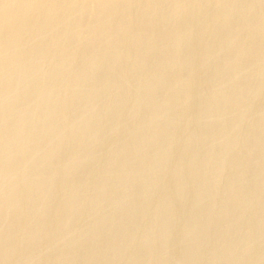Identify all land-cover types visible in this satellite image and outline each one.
Wrapping results in <instances>:
<instances>
[{"label": "rangeland", "instance_id": "obj_1", "mask_svg": "<svg viewBox=\"0 0 264 264\" xmlns=\"http://www.w3.org/2000/svg\"><path fill=\"white\" fill-rule=\"evenodd\" d=\"M64 1H66L65 6H64ZM67 1H69V2H67ZM92 1L93 0H86V2H84V0H76L75 3H77V4H75L74 0H63V1L59 0L58 2H54L55 4L52 3V5H51V3H50L49 4L51 7L50 9H52V8L53 9L51 10V14H49V15L52 18H50V16H48V15L40 17L42 7L41 6L37 7V8H35L36 10L38 9L37 11L35 10L37 13H34L35 11L33 10L32 15L30 14V16H31L30 20H32V21H30V23L34 24V22H36V20H37L36 23L38 25L35 24V27H34V25L30 24L28 20L25 21V22H27L26 25L24 24L25 23L24 21H23L24 23H22V20L14 21L13 22L14 27H12V29L18 30L20 28V31L22 30V32L19 31V33H16V34H15V32H13L12 29L7 30V31L4 30L3 29L5 26L4 23H2L3 25H1V23H0V29H1V27H3L0 31V33L2 32L1 33L2 35L1 34L0 35L3 38H5V39H2V37L0 36V42H1L0 47L2 44L5 46V44H4L5 40H8L9 38H13V37H15L14 35H17L19 40L17 38V41H15V43L13 45L8 44V47L7 46H5V47H7L8 49H15L20 53L23 52L25 50V48H28L27 44H28L29 40H31L28 36L31 33L32 34L34 33L35 28L38 29L40 27L41 21L42 22H50V23H48V24H50V28L54 27L53 25L56 26L55 28H53L55 32L52 31L53 29H51L52 33L49 30V33L47 32L48 35L43 34V37H41L40 40L34 42V45H36V46L33 45V47L29 48L30 53H28V52L26 53L29 58L30 57L31 58L40 57L41 63L39 62L40 64H38V65H40V66L38 67V69H37V67H36V69L34 68V70H32L30 74H28L29 77L23 76L21 78V76L20 77L17 76V78H16L13 76V77H9V79H7V78L1 79L0 78V80H2V81H0V83L2 84V85H0V91H2V90L8 91V90H15V89L17 90V92L14 91L11 95H9V97L8 96L2 97L3 91L0 92V95H1L0 96V99H1L0 100V113H1L0 116H2V117H0V120H1L0 121V126H1L0 127V133H1L0 134V145L1 144L3 145V146L2 145L0 146V174L5 173V174H7L8 178H14V177L16 178L10 186H8V184L6 185L5 182L0 181V189L2 188L0 191V194L2 195V196H0V205L5 204L6 202L10 201V203H8V204L6 203L7 206H5V208L3 209L6 212H4V211L0 212V221H1V223H0V234L3 232V233H5L6 237L8 236L7 238H5L3 240L0 239V249H1L0 250L1 251L0 252V256H1L0 259L3 258V260H4L3 264H10V263L11 264H18V263H20V264L21 263L22 264H28V263H30V264H38V263L39 264H43V263L44 264H109V263L110 264H238L239 262H240L239 264H264V178H263L264 177V172H263L264 168H262V167H264V160H263L264 159V152H263L264 151V122H263L264 121L263 120L264 119V111H263V109H264V103H263L264 102V84H262V83H264V49H262V48H264V43H261V42H264V40H263L264 39V36H263V34H264V22H263L264 21V17H263L264 11H262L264 9V0H261V1L260 0H234L233 4H232L233 0H214V1H216L215 3L213 0H210V1H208V0H200V1L199 0H193V1L192 0H180V1H178V0H174V1H172V0H169V1L168 0L167 1L166 0H155V2L157 1L158 4L160 3L162 5V7L160 4L158 5L154 2H152L153 0H151L150 3L148 2L150 0H145V1L144 0H142V1L135 0L136 2L138 1L137 2L138 5L135 4V2L133 0L132 1L130 0L129 6H131V7L129 10L126 9V8H129V6L128 7L124 6L126 4L128 5V3H123V2L119 1L121 4V5H119L118 4L119 2L118 3L116 2L119 8L117 6H115V4H114V6H112L113 7L112 11L114 13L112 15H110V19H109L110 21L107 22L106 31L112 30L114 28V26H116L115 24L118 23V25H122L120 22H124L125 24L123 23V27L120 31L121 32L120 33L121 34L120 35L121 36L120 37L121 42L119 43V45H117L118 47L117 46L115 47L116 49L113 50V48H112L109 50L110 52L112 50V53H110L109 51L106 52V54L110 53L111 57L107 54L106 56L103 55L102 57H99V58H98V53L103 48H106L107 47L106 44L109 43L110 41L105 39V41L107 40L105 43V41H103V39L98 37V36L102 35V33L101 34L99 32L95 33L94 35H97L96 37L94 35L91 36L90 34L93 32V30H96L97 22H99V21L101 22L103 20V19H101L102 17H100V16L102 15L103 18L106 17L105 13L107 12L106 11L107 6H105L106 8L104 7V10H103L97 6V2L95 0L94 2H96V6L95 5H93V6L98 7V9L96 8V10L94 9V11H93L92 10V3L94 4V2H92ZM201 1H202V3H201ZM236 1H237V3H236ZM166 2L169 3L168 4L169 6L166 5L167 4ZM180 2L183 4L181 5ZM219 2H221L222 5ZM244 2H245V5H244ZM254 2H255V5H254ZM257 2H258V4H257ZM56 3L58 5V7H56L57 6ZM72 3L74 4L73 5L74 8L72 7ZM86 3L88 6L90 4L89 11L87 9L88 7L85 8L83 6V5H86ZM132 3L135 4V6L137 5V7L133 6ZM224 3H226V4H224ZM59 4H60V6H59ZM61 4H62V6H61ZM66 4H67V6H66ZM78 4L79 5L81 4L79 6L81 10L78 8ZM229 4H232V5H229ZM227 5H229V6H227ZM121 6L126 7L123 10L124 11L126 10L127 14L129 13L128 19H126L127 18L126 12L121 11L122 10ZM200 6H201V9H200ZM213 6H214V8H213ZM220 6H222V7L220 8ZM244 6L246 7V9ZM257 6L260 7V9L259 8L257 9ZM95 7H93V8H95ZM132 7H134V8H132ZM147 7L150 11L148 9H146ZM166 7L168 9H166ZM172 7L175 9H172ZM178 7H179V9H178ZM193 7H195V9H193ZM226 7H228V8H226ZM71 8L74 9L73 10L74 12L72 11ZM261 8H262V10H261ZM78 9H79L81 14L79 13ZM133 9H135L136 11ZM138 9L140 10V12L142 10L141 13H144L143 15H145V16H142V14L140 12H138L139 11ZM162 9H163V11H162ZM210 9H212V10H210ZM213 9H214V12H212ZM220 9H222V13H221ZM118 10L123 12V14L118 12ZM145 10H147L148 13ZM153 10H155V11H153ZM164 10H166V12ZM169 10L171 11V13L173 11V13L171 14L172 19H170L171 16H170ZM227 10H228V12H227ZM254 10L256 11V13L254 12ZM259 10H261V13ZM16 11L18 12V10H16ZM53 11L58 13V14L54 15ZM57 11H59V12H57ZM103 11H104V13H103ZM167 11H169V12H167ZM65 12H67V13L65 14ZM163 12H164V14H163ZM91 13H93V15ZM95 13H97V14H95ZM116 13H117V16L115 17ZM177 13H178V18L176 15ZM254 13H255V16H254ZM82 14L84 16H82ZM88 15H90L89 19H87ZM118 15L120 17H118ZM245 15L249 16V17H246ZM54 16H57L56 18L58 20L54 19L55 18ZM158 16H160V18ZM38 17H40L39 21H38ZM43 17H44V19H43ZM117 17L119 19H117ZM193 17H195V18H193ZM208 17H210V18H208ZM45 18H46V20H45ZM92 18H93V22L96 25L91 21ZM114 18H115V20H114ZM149 18L152 19L153 21L150 20ZM207 18H208V20H207ZM218 18L220 20H218ZM243 18H244V21H243ZM49 19H50V21H49ZM62 19H63V21H61ZM71 19L75 22H73ZM81 19H82L83 23L85 21L86 22L83 24L81 22ZM111 19L115 23L113 21H111ZM121 19H122V21H121ZM129 19H131V20H129ZM132 19L134 20V22L132 21ZM137 19H139V20L142 19L141 23ZM230 19H232V21H230ZM87 20L91 21V22H87ZM146 20H148V21L146 22ZM162 20H163V22H162ZM165 20H166V22H164ZM171 20H172V22H171L172 24L170 23ZM20 21H21V24H20ZM148 22H150V23H148ZM174 22H175V24H174ZM211 22H212V24H211ZM247 22H249V23H247ZM56 23H57L58 27H57ZM67 23H69V25ZM87 23H90L91 25L88 24V26L90 25L88 27ZM109 23H111V24L113 23V26L111 25L112 28L111 27L109 28V26H110ZM142 23H144V27L142 26L143 25ZM162 23H164V24L162 25ZM169 23H170V25H169ZM197 23H198V25H197ZM13 24H12V26H13ZM19 25H21V26H19ZM24 25H25V27H24ZM70 25H71V27H70ZM74 25L77 28L74 27ZM124 25H125V27H124ZM128 25H130V26L128 27ZM150 25L155 26L156 29L154 27L152 30V27H150ZM234 25H235V27H234ZM36 26H39V27H36ZM78 26H79V29H78ZM92 26H95V27H92ZM137 26H139V27L141 26L140 27L141 29L140 28L138 29ZM236 26H238V27H236ZM21 27H23V28H21ZM90 27L93 28L92 32L90 31L91 30ZM126 27L128 30H126ZM148 27H150L151 29ZM164 27H166V28L164 29ZM181 27H182V29H181ZM195 27H197V28L199 27L198 29H200V30H198V29L195 30ZM230 27H231L232 31H229V30H231ZM250 27H252V28H250ZM26 28L28 29L27 31H26ZM87 28L88 29L90 28V30H88ZM234 28H236V32H234ZM256 28L258 29V31L256 30ZM32 29H34V30H32ZM64 29H66V30H64ZM71 29H73V31ZM86 29L88 30L89 33L86 31ZM133 29L135 32L133 31ZM220 29H222V30H220ZM227 29H229V30H227ZM2 30H4V31H2ZM23 30H25L24 32H26L27 36L24 35ZM79 30H81L80 31L81 34H79V32H78ZM139 30L140 31L143 30L142 31L143 33H140ZM178 30H180V31H178ZM217 30H220V31H217ZM261 30L263 33L261 32ZM9 31H12V32L9 33ZM70 31L72 33H70ZM85 31L88 34L85 33ZM136 31H137V33L139 31V33H138V37L135 38L134 35L137 34ZM152 31L153 32L156 31V32L152 33ZM158 31H159L160 35L157 34ZM222 31L225 33H223ZM249 31H251V32H249ZM122 32L124 35H122ZM144 32H146V33H144ZM177 32H179V34ZM66 33H67V35H66ZM236 33H238V34H236ZM251 33H253V37H252ZM127 34H128V36H127ZM49 35H50V38H49ZM144 35L148 38L145 39ZM150 35L153 36L152 39L150 38ZM219 35H220V39H216V38H219ZM229 35H230V38H229ZM234 35H236V36H234ZM237 35H239V36L237 37ZM254 35H256V36H254ZM46 36H48V38ZM54 36H56V38ZM76 36H78V38ZM89 36H91V37H89ZM130 36H132V37H130ZM154 36H156V37H154ZM204 36L207 38V40ZM249 36H250V38H249ZM30 37H32V36H30ZM74 37L77 38L78 40L74 39ZM92 37L94 39H92ZM211 37H212V40H211ZM46 38H47V40H46ZM88 38H91V39H88ZM97 38L100 39L99 40L100 43L95 45V43H98ZM131 38H133V39H131ZM176 38H177V40H176ZM248 38H249V40H248ZM22 39H24V40H22ZM129 39H131V40H129ZM135 39H136V41H135ZM140 39L145 44L148 43V45L146 44V46H147L146 52L148 51V53H146L145 51L142 53L141 50L138 51L139 49H141L142 45H144V43L142 41H140ZM236 39H238V40L236 41ZM241 39L243 41H240ZM252 39H253V41H252ZM75 40H77V42ZM92 40H94V42ZM154 40L156 41L154 43H157V45L159 44L158 47L160 49L156 46V44H154V43L152 44V42ZM157 40H159V41H157ZM169 40H171V41L173 40V41L171 42ZM178 40H180V43H178L179 42ZM197 40H199V42H197ZM246 40H248V41H246ZM48 41H50V42H48ZM84 41H85V43H84ZM128 41H130V42H128ZM131 41H134V42H131ZM212 41H214V43H212ZM228 41L231 42V44H230L231 46L229 45ZM79 42L83 43L84 45L83 44L81 45V43H79ZM92 42H93V44H92ZM137 42L139 44L143 43L139 49L137 48L139 46V44ZM247 42H249V43H247ZM48 43H50V44L48 45ZM51 43H53V45ZM75 43H77V45ZM86 43H88L89 45ZM131 43H133V44H131ZM185 43H186V45H184ZM42 44H44V45H42ZM129 44H131V45H129ZM177 44H179V45H177ZM181 44H182V46H181ZM222 44H224V46ZM248 44L252 45V46L250 47ZM16 45H17V47L20 46L22 49L21 48H18V49H21L22 51L16 49ZM40 45H42V47H40ZM80 45L83 47L81 48ZM92 45H94V46H92ZM152 45H155L158 49L156 47H153ZM174 45H176V46L174 47ZM233 45H234V48L232 47ZM57 46H58V48H56ZM71 46H73V47H71ZM77 46H79V47H77ZM122 46H124V47L126 46V47L124 48ZM214 46H216V47L218 46V47L216 48ZM43 47H44V49L47 48L46 51L43 50ZM67 47H68V49H67ZM69 47H71V48H69ZM100 47H102V48L100 49ZM131 47L134 50H132ZM172 47H173V49H172ZM32 48H34L35 50ZM72 48H75V49H72ZM86 48H88L87 51H86ZM242 48H244L245 52L243 51ZM258 48H260V49H258ZM48 49L50 50V52ZM71 49H72V51H75V52L70 51L71 52L70 53L69 50H71ZM76 49H79V50L77 51ZM123 49H125V50H123ZM169 49H170V51H168ZM174 49H175V51H174ZM212 49H213V51H212ZM42 50H43V53H42ZM93 50H94V52H93L94 54H92ZM221 50H223V51H221ZM224 50H225V52H224ZM237 50H238V52H236ZM250 50H252V51H250ZM131 51H133V53ZM160 51H161V53H160ZM214 51H216L217 53H214ZM31 52L33 54L35 53V55H32ZM156 52H157V54H156ZM242 52H244V53H242ZM86 53H87V57L85 55ZM114 53L116 54L115 59H114ZM145 53L148 55H145ZM167 53H168V56H166ZM172 53H174V54H172ZM196 53H198L199 55ZM210 53H211V55H207ZM237 53H238V55H236ZM55 54H56V56H55ZM69 54L73 55V56H70ZM82 54L85 55L84 58H83ZM111 54H113V55H111ZM151 54H152V56H151ZM171 54H172V56H171ZM195 54L197 56H195ZM40 55L41 56L44 55V56L41 57ZM47 55H48V58H47ZM65 55H67L68 57ZM92 55H94L95 57L94 56L91 57ZM138 55H141V58H142V60H141L142 63L140 64L141 68L139 67L140 65H136V63H135L136 56H138ZM174 55H176V57ZM214 55H216V56L219 55L218 59ZM75 56L77 59L75 58ZM88 56L91 57L90 59H92L93 61L97 58L98 59L102 58V61L100 60L98 66H97L99 68L95 67V68H93V71L91 70L92 69V67H90L91 61L88 58ZM147 56L149 58H146ZM180 56L184 57V59L182 58L184 61H182V59L180 61ZM70 57H72V58H70ZM85 57L88 58V60H86ZM130 57H132V59H130ZM168 57L173 59L174 62L176 61V63L177 62L179 63L178 66L176 65L178 68L175 66V67H170L168 69L167 67H164L162 65V64H164V63H162V61L165 62V60H162V59H167L166 61H168ZM196 57H197V59H196ZM44 58L46 59V61ZM110 58H111V60H110ZM209 58H211V59H209ZM234 58H235V60H234ZM248 58H250L251 60ZM260 58H261V60H260ZM61 59L63 61H61ZM68 59H70V60H68ZM106 59H108V60H106ZM120 59H121V61H120ZM146 59H149V60L146 61ZM241 59H243L242 63L240 61ZM2 60H3L4 64H1ZM76 60H78V62ZM85 60L87 62H85ZM122 60H124L123 64H121ZM128 60H130V61H128ZM83 61H84V63H83ZM125 61H126V63H125ZM144 61L148 62V64L145 63ZM152 61H153V63H152ZM187 61H189V62H187ZM218 61H220V62H218ZM226 61H228V62H226ZM233 61L235 63H232ZM259 61H260V64H258ZM5 62L6 61H5L4 55L0 54V64H1L0 65V67H1L0 68V76L1 77H2V74H4L3 72H5L7 69L5 67H8V65L6 66ZM92 62H91V64H92ZM109 62H112V64L110 66H107V64ZM197 62L199 64L200 63L201 64L199 65ZM253 62H255V63H253ZM55 63H56V65H54ZM86 63H88V64H86ZM182 63H183V66L180 67V65H182ZM225 63L226 64L230 63V64L228 66V64L226 65ZM240 64H242V66ZM257 64L260 67L257 66ZM49 65L52 67L50 68ZM64 65H66V66L64 67ZM143 65L144 66L146 65L145 67H147V68L145 69V67ZM193 65H195V66L193 67ZM208 65H210V66H208ZM24 66H26V65L19 64L17 66V70H22L23 68H25ZM84 66H86V67H84ZM198 66L201 68H199ZM240 66H241V70H240ZM82 67H84V68L82 69ZM129 67H130V71H129ZM195 67H196V69H195ZM205 67H206V69H205ZM208 67H211L213 69H210V68L208 69ZM235 67H236V69H235ZM249 67H250V69H249ZM258 67L260 68V70ZM44 68H46V69H44ZM85 68H86V71L84 70ZM105 68H106V70H105ZM164 68L166 70H164ZM174 68L177 71H175ZM152 69H154V70H152ZM171 69H173V70H171ZM216 69H218V71ZM248 69H249V71H247ZM255 69L259 70L258 71L260 73V74L258 73L259 75L258 74L256 75L257 71ZM97 70H98V72H97ZM199 70H200V72H199ZM201 70H203V71H201ZM251 70H252V72H251ZM82 71H85L86 74L90 73V75L88 77H86L88 80L86 78H80V77L77 78L79 75L83 74ZM108 71H110V72L108 73ZM42 72H43V74H42ZM152 72H154V73H152ZM160 72L162 73V75L160 74ZM166 72H168V73H166ZM186 72L188 75H186ZM198 72H199V74H198ZM72 73H74V74H72ZM125 73H126V75H124ZM150 73L151 74L156 73V74H158V77L159 76L162 77L161 79L163 82H161V83H164L162 85L163 86L168 85V87H162L161 84L158 85V83H156V84H154L156 89L154 86H151L149 89H142L143 91L142 90L136 91L135 90L136 86H138V84H141L140 82L145 81L146 78L149 77L148 74H150ZM151 74H150V76H151ZM192 74H193V76H191ZM245 74L249 75V76L246 77ZM53 75H55L56 78L58 77V80ZM144 75H145V77H144ZM146 75H148V76H146ZM173 75H174V77H173ZM207 75H209V77H207ZM214 75H216V77ZM232 75H234V78L232 77ZM97 76L99 78H96ZM210 76H211V78H210ZM65 77H68V78H65ZM140 77L143 79L142 81H141ZM167 77H169V78H167ZM175 77H176V81H181L182 84L184 82V85H182V86H184V88L182 89V87H181L179 90L181 92H178V90H175V93H174L175 88L169 87V85L172 83L171 81L175 82V79H174ZM244 77L248 78V79H246L247 81L245 80ZM251 77H252V80L250 79ZM43 78H44V80H43ZM102 78H104V79H102ZM182 78H184V79H182ZM227 78L229 80L233 78L232 80H234L233 81L234 83L232 82V80H231V82L229 81L230 82L229 83ZM257 78H258V80H261V81H258V80L254 81V79H257ZM16 79H18V81ZM33 79H34V81H33ZM99 79L101 80L100 82H99ZM107 79H108V81H107ZM116 79H117V81H116ZM137 79H140V80L138 81ZM168 79H170V81ZM36 80L38 82H36ZM236 80L240 81V82L238 81L239 84ZM164 81H167V82L169 81V83L167 84V82H164ZM193 81H195V82H193ZM202 81H204V82L206 81L205 84ZM42 82H43V84H42ZM94 82H96V83H94ZM186 82H188V83H186ZM210 82H212V83H210ZM245 82L248 85H246ZM22 83H24V84H22ZM36 83H38L39 85ZM54 83H55V85H54ZM193 83L194 84L196 83L195 85H197V86H195ZM231 83H233V85L235 87ZM240 83H242V85ZM106 84H108V85H106ZM212 84L213 85L215 84L214 85L215 87H213ZM224 84H225V86H224ZM4 85H5V87H4ZM23 85H26L27 88L26 89H18V88L22 87ZM50 85H51V87H49ZM220 85L222 87L223 86L225 87L224 91H226V92L223 91L225 96L223 95V93H221L223 88ZM240 85L242 87L243 86L245 87V88L243 87V89H245V90H243V92L240 91V89L242 90V88H240L241 87ZM249 85H251V86H249ZM37 86H38V88H36ZM103 86H104V88H103ZM236 86L239 88L237 89ZM97 87H98V89H97ZM157 87H159V88L157 89ZM218 87H220V88H218ZM231 87H233L235 89L231 90L232 89ZM258 87L261 89H259ZM66 88H67V90L65 91ZM213 88L215 90L217 89L216 91L218 93L216 91L213 93ZM70 89H71V91H70ZM165 89H166V91H164ZM170 89L173 91L171 92ZM195 89H196V91H195ZM206 89L207 90L209 89L210 93H209V90L207 91ZM228 89L230 90V93H229ZM22 90L25 92H23ZM113 90H115V91L113 92ZM146 90L149 92L147 93ZM236 90L238 91V94H237ZM19 91H20V93H19ZM44 91L46 92V94H44L45 93ZM124 91H125V93H124ZM205 91H206V94H205ZM72 92H74V93H72ZM104 92H105V94H104ZM176 92H177V96H176ZM65 93H68V94L66 95ZM150 93L155 94V99H149V100L145 99V97L150 95ZM211 93H213L214 94L213 96H216V97H212ZM234 93H235V95H233ZM14 94H15V96H14ZM179 94H181L180 98L178 96ZM242 94H243V96L245 94V96L243 97ZM101 95H102V97H101ZM117 95H118V97H117ZM127 95H128V97H127ZM158 95L160 98L158 97ZM160 95H162V96H160ZM238 95L242 96V97H239ZM254 95H255V97H254ZM42 96H44V97H42ZM168 96H169V98L167 99ZM235 96H237V98ZM246 96H249V97H246ZM21 97H23V98H21ZM80 97H82V98H80ZM111 97H112V99H110ZM172 97L176 98L175 99L176 101L178 99V101L176 102L174 99H172ZM210 97H212V98H210ZM232 97H235V98L232 99ZM206 98H207V100H206ZM216 98H218V99H216ZM3 99L5 101L4 103H3ZM93 99L95 101H93ZM100 99H101V101H100ZM169 99H171L172 101H175L176 103L175 102L171 103V101H169ZM185 99H187V100H185ZM69 100H71V101H69ZM116 100H118V101H116ZM216 100H218V101H216ZM237 100H238V102H237ZM10 101H12V102H10ZM18 101H20V102H18ZM40 101H42V102H40ZM67 101H69V102H67ZM148 101H150L149 105L152 104L151 106L148 105L149 108L146 106V104H148ZM158 101H161V105H160V102H158ZM234 101H235V103H234ZM54 102L56 103V105ZM179 102H180V104H179ZM203 102L205 105L203 104ZM143 103H144V105H143ZM168 103L171 105V107H169L170 105ZM193 103H195V105ZM242 103L244 105L247 104V105H245L246 107H242V105H243ZM158 104H159V106H158ZM248 104H250L251 106ZM7 105L12 108L9 111H11L13 116L11 115V113L7 112V114H6V111H4V109ZM94 105H96V106H94ZM163 105H164V108H163ZM190 105H192V106H190ZM206 105H207V107H206ZM213 105H214V107H213ZM89 106H90V108H89ZM165 106H167L169 109L168 108L165 109ZM19 107H20V109H18ZM34 107H36V109ZM47 107H48V109H47ZM128 107H130V108H128ZM145 107H146V109L143 110V108H145ZM152 107L155 111L152 110ZM180 107H182V108H180ZM102 108H103V110H102ZM127 108H128V111H127ZM235 108H236V110H235ZM62 109H64V111ZM130 109L131 110L136 109L137 111L136 110L131 111ZM148 109H149L150 113L148 112ZM157 109H158V113L161 116L157 113ZM104 110H106V115H104V113H105ZM111 110L113 112H111ZM178 110L180 111V113ZM207 110H208V112H207ZM241 111H242V113H241ZM134 112L136 115L134 114ZM164 112H165V114H164ZM226 112H227V114L229 113L232 115H229V114L227 115ZM248 112H249V114H248ZM8 113H9V115H8ZM113 113H114V115H113ZM154 113H157V114L154 115ZM214 113H215V115H214ZM238 113H240V115ZM148 114L151 116L153 115V116L151 117ZM218 115H219V117H218ZM163 116H165V118ZM204 116H206V117H204ZM244 116H246V117H244ZM115 117H116V119H115ZM134 117H135V119H134ZM136 117L140 118V119H137ZM166 117H167V120H166ZM216 117H218V118H216ZM73 118H75L77 121H75V119H73ZM79 118H82V120ZM153 118H156V119H153ZM180 118H182V119H180ZM93 119H94V122H93ZM149 119L152 120L153 123ZM161 119H162L163 123H162V121H160ZM233 119L235 121H233ZM175 120H177V121L175 122ZM238 120H239V122H238ZM21 122H22V124H21ZM147 122H149V123H147ZM96 123H97V125H96ZM156 123H158L157 124L158 126L156 125ZM198 123H200V124H198ZM218 123H220V124H218ZM69 124H70V126H69ZM80 124H82V126ZM101 124L103 126L104 125L105 126L103 127ZM120 124H122V125H120ZM178 124H180V125H178ZM36 125H39V126L36 127ZM49 125L50 126L52 125V126L50 127ZM76 125H77V127H76ZM209 125H210V127H209ZM16 126H17V128L18 127L19 128L16 129ZM66 126L67 127L69 126V127L67 128ZM94 126H96V127H94ZM145 126L148 128H146ZM260 126H261V129H260ZM100 127H102V128H100ZM123 127H125V128H123ZM92 128L93 129L95 128V129L93 130ZM139 128H140V130H139ZM41 129H42V132H44V133L41 132ZM99 129H101V130H99ZM124 129H126V130H124ZM152 129H153V133H152ZM157 129H158V131H157ZM5 130L6 131L10 130V132H6ZM166 130H168V131H166ZM17 131L19 132L18 134H22V135H19V141L17 140L19 144L16 141L17 144H15V147H16V150H15L13 143L9 144L8 136L10 138L12 136V134L16 133ZM59 131H60V133H58ZM76 131L77 132L79 131L80 133H76ZM130 131H131V133H130ZM140 131L142 134L140 133ZM253 132L255 133L256 137L254 136ZM258 132H259V134H258ZM6 133H7V135H6ZM9 133H10V135H8ZM136 133H138V134H136ZM170 133H172V134H170ZM29 134H30V136H29ZM41 134H42V136H41ZM224 134H225V137H224ZM32 135H34V136H32ZM39 135H40V137H39ZM43 135H44V137H43ZM74 135H75V137H74ZM250 135L252 137H254V139H252V137H250ZM57 136H60V137H57ZM66 136H67V138L69 137V139L66 138V140H65ZM137 136H139L140 138ZM152 136H154V137H152ZM24 137H26V138H24ZM230 137H233V138H230ZM20 138H22V139H20ZM37 138H39V139H37ZM52 138H55V139L53 140ZM122 138H123V140H122ZM148 138L150 140H148ZM181 138H183V139H181ZM228 138H229V140H228ZM30 139H31V141H30ZM56 139H58V140H56ZM174 139L176 142L174 141ZM247 139L249 140V142ZM6 140L8 141L9 147L8 146L6 147V145H7L6 144L7 142L5 143ZM36 140H37V142H36ZM40 140H42V142ZM191 140H193V141H191ZM77 141H78V143H77ZM173 141H174V143H173ZM188 141H189V143H188ZM20 142H22L23 144L21 143L22 144L21 145ZM59 142H61V144ZM34 143L37 146H35ZM206 143H208V145ZM173 144H174V146H173ZM19 145H20V147L22 146V148H20ZM24 145H26V146H24ZM89 145H90V147H89ZM188 145H190V146H188ZM259 145H261L262 147ZM12 146H13V148H12ZM63 146H64V148H63ZM51 147L54 150L51 149ZM119 147H120V149H119ZM26 148H28V149H26ZM159 148H160V150H159ZM255 148H257V149H255ZM22 149H23V151H22ZM17 150H19V152ZM88 150H89V152H88ZM139 150H141V151L139 152ZM37 151H39V152H37ZM49 152H51V153H49ZM194 152H196V153H194ZM18 153L20 156L17 155ZM28 153L30 155H28ZM75 153H76V155H75ZM32 154H34V155H32ZM54 154H55V157H54ZM194 154H196V155H194ZM169 155H170V157H169ZM13 156H16V157H13ZM12 157H13V159H12ZM46 157H48V158H46ZM116 157H118V158H116ZM258 157H260L259 160H258ZM37 158L39 159V161ZM76 158H77V161H76ZM146 158H148V159H146ZM151 158H152V160H151ZM190 158H192V159H190ZM218 158H220V159L218 160ZM81 159H82V161H81ZM137 159H138V161H137ZM161 159H162V161H161ZM232 159H233V161H232ZM12 160H14V161H12ZM244 160H246V161H244ZM48 161H50V162H48ZM58 161H60L61 163L60 162L58 163ZM53 162H54V164H53ZM49 163H51V164H49ZM69 163H71V164H69ZM108 163H109V165H108ZM151 163H152V165H151ZM158 163H160V165ZM15 164H16V169H15ZM146 164H147V166H146ZM208 166H210V167H208ZM19 167H20V169H19ZM112 168H113V170H111ZM21 169H22V171H21ZM123 169H125V170H123ZM211 169H213V170H211ZM157 170H158V172H157ZM167 170H169V171H167ZM216 170H218V171H216ZM96 171H98V172H96ZM18 172L20 173V175H18ZM171 172H172V174H171ZM36 173H37V175H36ZM52 173L54 175H52ZM128 173H129V175H128ZM205 173H206V175H205ZM185 174H187V175H185ZM31 175H32V177H31ZM140 175H142V176H140ZM221 177H223V178H221ZM17 179H20V180H17ZM196 179H197V181H196ZM238 180L242 181V182H239ZM32 181H34V182H32ZM120 182L122 185L120 184ZM33 183H35V185ZM114 183L116 186L114 185ZM126 183H128V184H126ZM233 186H234V188H233ZM32 187H34V188H32ZM90 187L92 189H90ZM179 187H180V189H179ZM189 191H191L190 192L191 194L189 193ZM12 193H14V194H12ZM131 193H133V194H131ZM23 194H25L26 196H24ZM239 196H241V198ZM7 197H9V199ZM16 198H18V199H16ZM24 199H25V201H24ZM174 199H175V201H174ZM104 200H105V202H104ZM125 200H126V202H125ZM119 201H120V203H119ZM24 202H26V203H24ZM65 202H67V203H65ZM109 204H111V205H109ZM175 204L177 205V207ZM23 205H24V207H23ZM167 205H168V207H167ZM115 207H116V209H115ZM159 207H161V208H159ZM214 207H215V209H214ZM151 208H152V210H151ZM238 208H240L242 210H240ZM23 209H24V211H23ZM31 209H36L38 211V213H35V214L33 213L30 216V214H31L30 210ZM56 211H57V214H56ZM10 212L12 215L10 214ZM39 213H41V214H39ZM28 214H29V217H28ZM96 215H98V216H96ZM12 216L13 217L15 216L14 219ZM19 216H20V218L18 220ZM175 217H177V218H175ZM231 217H232V219H231ZM160 218H162V219H160ZM250 219H251V221H250ZM9 221H11L12 223H10ZM7 222L10 223L11 226L7 225L8 224ZM244 222L246 224H244ZM122 223H124V224H122ZM6 225H7V228H6ZM10 227H11V229H10ZM251 228L254 230H252ZM61 229L63 230V232ZM15 231H17V232L15 233ZM23 233H26V235H24ZM42 233H44V234H42ZM51 233H52V235H51ZM185 233H187V234H185ZM15 234L17 235V237L18 236L19 237L16 238ZM18 234H21L22 236L24 235L25 236L24 239L21 235H18ZM10 236H11V239H9ZM50 236H52V237L50 238ZM187 236H189V237H187ZM26 237H28V238H26ZM32 237H33V239H32ZM43 242H45L46 244ZM16 245H18V246H16ZM79 247H81V248H79ZM241 247H243V248H241ZM9 248H10V250H9ZM15 252H16V254H15ZM64 252H65V254H64ZM230 253H231V255H230ZM226 254H228V255H226ZM23 255H24V257H23ZM30 255H32V257ZM88 255H90V256H88ZM9 258H10V260H8ZM115 259H116V261H115ZM23 261H24V263H23ZM28 261H30V262H28ZM74 261H75V263H74ZM86 261H88V262H86Z\"/></svg>", "mask_w": 264, "mask_h": 264}, {"label": "bare ground", "instance_id": "obj_2", "mask_svg": "<svg viewBox=\"0 0 264 264\" xmlns=\"http://www.w3.org/2000/svg\"><path fill=\"white\" fill-rule=\"evenodd\" d=\"M58 1H59V0H0V23H1V25H3L2 23H4V25H5L4 28L1 27V29L3 28V29L6 30V31L12 29V27H14L13 22H14V21H17V20H22V23H24L26 20H28L29 23H30V21H32V20H30V19H31L30 14L32 15V11H33V10L35 11V10H36L35 8L40 7V6L42 7L40 17H41V16H45V15L50 16L49 14H51V10H52L53 8L50 9L51 7H50L49 4L51 3V5H52V3L55 4L54 2H58ZM62 1H63V0H62ZM75 1H76V0H74V3H75ZM94 1H95V0H93L92 2H94ZM119 1H120V2H123V3H128V5H127V4L124 5V6H126V7H128V6L130 5V3H129L130 0H96V2H97V6L100 7L101 9L104 10V7L107 6V10H106L107 12L105 13V14H106V15H105L106 17L104 16L105 18H103V16L101 15L100 17H102L101 19H103V20H102L101 22H100V21L97 22V25H96V24L93 22V18H94V17L92 16L93 18L91 19V21L96 25V30H93V32H92V29H93L92 27H95V26L90 27L91 30H90V28H89V29L87 28V29L90 30V31L92 32V33L90 32V33H91V34H90L91 36H93L95 33H98V32H99L100 34L102 33V35H100V36H98V37H100L101 39H103V41H105V39H107V40L110 41L109 43L106 44L107 47H106V48H103V49L98 53V58H99V57H102L103 55L106 56L107 54L110 56V53H112V50H111V52H110L109 50L112 49V48H113V50L116 49L115 47H116L117 45H119V43L121 42V41H120V39H121V38H120V37H121V36H120V35H121V34H120V33H121L120 31H121V29H122V27H123V23H124V22H120L122 25H118V23H117V24H115L116 26H114V28H113L112 30L106 31V29H107V22L110 21V20H109V19H110V15H112V14L114 13V12L112 11V8H113L112 6H114V4H115V6L118 7L117 3H118ZM131 1H132V0H131ZM133 1L135 2V4H137V2H138V1L136 2L135 0H133ZM140 1H142V0H140ZM144 1H145V0H144ZM144 1H143V2H144ZM166 1H167V0H166ZM168 1H169V0H168ZM172 1H174V0H172ZM178 1H180V0H178ZM192 1H193V0H192ZM199 1H200V0H199ZM208 1H210V0H208ZM213 1H214V0H213ZM260 1H261V0H260ZM60 2H61V1H60ZM65 2H66V1H64V6H65ZM67 2H69V1H67ZM78 2H79V1H78ZM84 2H86V0H84ZM96 2H94V4L92 3V10H93V11H94V9L96 10V8L98 9V7H95V6H96ZM116 2H117V3H116ZM120 2L118 3L119 5H121ZM148 2L150 3L151 0L148 1ZM148 2H147V3H148ZM152 2L158 4L157 1L155 2V0H153ZM162 2H163V1H162ZM215 2H216V1H214V3H215ZM224 2H225V1H224ZM230 2H231V1H230ZM230 2H229V3H230ZM245 2H246V1H245ZM245 2H244V5H245ZM255 2H256V1H255ZM255 2H254V5H255ZM123 3H122V4H123ZM166 3H167V2H166ZM201 3H202V1H201ZM201 3H200V4H201ZM219 3H221V2H219ZM219 3H218V4H219ZM233 3H234V0H233L232 4H233ZM236 3H237V1H236ZM259 3H260V2H259ZM261 3H262V2H261ZM67 4H68V3H67ZM67 4H66V6H67ZM75 4H77V3H75ZM82 4H83V3H82ZM84 4H85V3H84ZM88 4H89V3H88ZM132 4H133V3H132ZM135 4H133V6H135ZM139 4H140V3H139ZM159 4H160V3H159ZM159 4H158V5H159ZM168 4H169V3H167L166 5H168ZM180 4L182 5L183 3L180 2ZM196 4H197V3H196ZM196 4H195V5H196ZM211 4H212V3H211ZM224 4H226V3H224ZM232 4H229V5H232ZM249 4H250V3H249ZM251 4H252V3H251ZM257 4H258V2H257ZM56 5H57V3H56ZM73 5H74V4L72 3V7H73ZM80 5H81V4H80ZM80 5L78 4V8H79V9H80V7H79ZM93 5H95V6H93ZM137 5H138V4H137ZM137 5H136L135 7H137ZM160 5H161V4H160ZM186 5H187V4H186ZM195 5H194V6H195ZM216 5H217V4H216ZM219 5H220V4H219ZM221 5H222V3H221ZM229 5H227V6H229ZM54 6H55V5H54ZM59 6H60V4H59ZM61 6H62V4H61ZM83 6H84L85 8L88 7L87 9H88V11H89L90 4H89V6H88L87 3H86V5H83ZM83 6H82V7H83ZM108 6H109V7H108ZM139 6H140V5H139ZM141 6H142V5H141ZM149 6H150V5H149ZM149 6H148V7H149ZM164 6H165V5H164ZM168 6H169V5H168ZM173 6H174V5H173ZM201 6H202V5H201ZM201 6H200V9H201ZM214 6H215V5H214ZM214 6H213V8H214ZM250 6H251V5H250ZM252 6H253V5H252ZM259 6H260V5H259ZM56 7H58V5H57ZM93 7H95V8H93ZM102 7H103V8H102ZM110 7H111V8H110ZM117 7H116V8H117ZM121 7H122V6H121ZM126 7H122V10H121V9H120V10L123 11V12H126V14H127V11H126V10H125V11L123 10V9H125ZM130 7H131V6H129V8H126V9L129 10ZM148 7H147L146 9H148ZM161 7H162V5H161ZM184 7H185V6H184ZM195 7H196V6H195ZM195 7H193V9H195ZM217 7H218V6H217ZM221 7H222V6H220V8H221ZM244 7H245V6H244ZM61 8H62V7H61ZM63 8H64V7H63ZM68 8H69V7H68ZM73 8H74V7H73ZM73 8H71L72 11L74 10ZM75 8H76V7H75ZM105 8H106V7H105ZM114 8H115V7H114ZM118 8H119V7H118ZM118 8H117V9H118ZM132 8H134V7H132ZM164 8H165V7H164ZM186 8H187V7H186ZM226 8H228V7H226ZM255 8H256V7H255ZM255 8H254V9H255ZM258 8L260 9V7L257 6V9H258ZM57 9H58V8H57ZM64 9H65V8H64ZM71 9H70V10H71ZM79 9H78V11H79ZM117 9H116V10H117ZM135 9H136V8H135ZM135 9H133V10H135ZM139 9H140V8H139ZM139 9H138V10H139ZM166 9H168V8L166 7ZM172 9H175V8L172 7ZM178 9H179V7H178ZM187 9H188V8H187ZM231 9H232V8H231ZM245 9H246V7H245ZM16 10H18V12H17ZM37 10H38V9H37ZM37 10H36V11H37ZM60 10H61V9H60ZM60 10H59V11H60ZM80 10H81V9H80ZM148 10H149V9H148ZM157 10H158V9H157ZM210 10H212V9H210ZM220 10H221V13H222V9H220ZM236 10H237V9H236ZM255 10H256V9H255ZM255 10H254V12L256 13ZM261 10H262V8H261ZM261 10H259L260 13H261ZM36 11H35L34 13H37ZM59 11H57V12H59ZM63 11H64V10H63ZM82 11H83V10H82ZM88 11H87V12H88ZM93 11H92V12H93ZM98 11H99V10H98ZM121 11L118 10V12H120L121 14H123V12H121ZM135 11H136V10H135ZM145 11H147V10H145ZM149 11H150V10H149ZM153 11H155V10H153ZM162 11H163V9H162ZM164 11L166 12V10H164ZM169 11H170V10H169ZM169 11H167V12H169ZM178 11H179V10H178ZM180 11H181V10H180ZM193 11H194V10H193ZM242 11H243V10H242ZM244 11H245V10H244ZM247 11H248V10H247ZM262 11H264V9H263ZM53 12H54V11H53ZM73 12H74V11H73ZM116 12H117V11H116ZM138 12H140V10H139ZM141 12H142V10H141ZM141 12H140V13H141ZM158 12H159V11H158ZM181 12H182V11H181ZM181 12H180V13H181ZM185 12H186V11H185ZM212 12H214V9H213ZM225 12H226V11H225ZM227 12H228V10H227ZM257 12H258V11H257ZM66 13H67V12H65V14H66ZM79 13H80V11H79ZM93 13H94V12H93ZM93 13H91V14L93 15ZM97 13H98V12H97ZM97 13H95V14H97ZM103 13H104V11H103ZM130 13H131V12H130ZM147 13H148V11H147ZM155 13H156V12H155ZM172 13H173V11H172ZM172 13H171V11H170V16H171ZM208 13H209V12H208ZM243 13H244V12H243ZM247 13H248V12H247ZM255 13H254V16H255ZM262 13H263V12H262ZM56 14H58V13L54 12V15H56ZM71 14H72V13H71ZM80 14H81V13H80ZM83 14H84V13H83ZM83 14H82V16H84ZM86 14H87V13H86ZM91 14H90V15H91ZM118 14H119V13H118ZM121 14H120V15H121ZM124 14H125V13H124ZM128 14H129V13H128ZM128 14L126 15L127 18L125 17L126 19H128ZM141 14H142V16H145V15H143L144 13H141ZM141 14H140V15H141ZM163 14H164V12H163ZM163 14H162V15H163ZM174 14H175V13H174ZM217 14H218V13H217ZM244 14H245V13H244ZM72 15H73V14H72ZM90 15H88V17L86 16L87 19H89ZM103 15H104V14H103ZM154 15H155V14H154ZM157 15H158V14H157ZM176 15H177V18H178V13H177ZM176 15H175V16H176ZM182 15H183V14H182ZM221 15H222V14H221ZM247 15H248V14H247ZM80 16H81V15H80ZM82 16H81V17H82ZM116 16H117V13H116L115 17H116ZM121 16H122V15H121ZM123 16H124V15H123ZM129 16H130V15H129ZM180 16H181V15H180ZM185 16H186V15H185ZM245 16H246V15H245ZM245 16H244V17H245ZM40 17H38V21H39V18H40ZM54 17H55L54 19L58 20V19L56 18L57 16H54ZM61 17H62V16H61ZM96 17H97V16H96ZM118 17H120V16L118 15ZM118 17H117V19H119ZM131 17H132V16H131ZM140 17H141V16H140ZM149 17H150V16H149ZM158 17L160 18V16H158ZM164 17H165V16H164ZM197 17H198V16H197ZM197 17H196V18H197ZM218 17H219V16H218ZM246 17H249V16H246ZM246 17H245V18H246ZM263 17H264V16H263ZM50 18H52V17L50 16ZM79 18H80V17H79ZM83 18H84V17H83ZM121 18H122V17H121ZM132 18H133V17H132ZM145 18H146V17H145ZM147 18H148V17H147ZM152 18H153V17H152ZM193 18H195V17H193ZM193 18H192V19H193ZM199 18H200V17H199ZM199 18H198V19H199ZM208 18H210V17H208ZM208 18H207V20H208ZM219 18H220V17H219ZM219 18H218V20H220ZM41 19H42V18H41ZM43 19H44V17H43ZM47 19H48V18H47ZM112 19H113V18H112ZM112 19H111V21H113ZM133 19H134V18H133ZM133 19H132V21L134 22L135 19H134V20H133ZM139 19H140V18H139ZM139 19H137V20H139ZM143 19H144V18H143ZM149 19H150V18H149ZM170 19H172V16H171ZM173 19H174V18H173ZM228 19H229V18H228ZM235 19H236V18H235ZM237 19H238V18H237ZM35 20H36V19H35ZM45 20H46V18H45ZM71 20H72V19H71ZM71 20H70V21H71ZM94 20H95V19H94ZM114 20H115V18H114ZM129 20H131V19H129ZM150 20H152V19H150ZM175 20H176V19H175ZM207 20H206V21H207ZM214 20H215V19H214ZM221 20H222V19H221ZM23 21H24V22H23ZM47 21H48V20H47ZM49 21H50V19H49ZM59 21H60V20H59ZM61 21H63V19H62ZM72 21H73V20H72ZM83 21H84V20H83ZM91 21H88V20H87V22H91ZM97 21H98V20H97ZM121 21H122V19H121ZM123 21H124V20H123ZM139 21H140V23H141L142 19L139 20ZM143 21H144V20H143ZM147 21H148V20H146V22H147ZM152 21H153V20H152ZM230 21H232V19H230ZM243 21H244V18H243ZM36 22H37V20H36ZM36 22H34V24H33V23H30V24H33L34 27H35V24L38 25ZM56 22H57V21H56ZM73 22H75V21H73ZM81 22H82V19H81ZM85 22H86V21H85ZM85 22H84V23H85ZM113 22H114V21H113ZM128 22H129V21H128ZM137 22H138V21H137ZM162 22H163V20H162ZM164 22H166V20H165ZM168 22H169V21H168ZM171 22H172V20L170 21V23H171ZM192 22H193V21H192ZM249 22H250V21H249ZM249 22H247V23H249ZM255 22H256V21H255ZM263 22H264V21H263ZM263 22H262V23H263ZM26 23H27V22H25L24 24L26 25ZM48 23H50V22H42V21H41V25H40V27H39V26H36V27H39V28H38V29L35 28L34 33H33V34L31 33L32 35H31V34H30V35L28 34V35H29L28 37H29L31 40H29V42H28V44H27V47H28V48H25V50H24L23 52H21V53L18 52L17 50H15V49H8V48H7V47H8V44H9V45H10V44L13 45V44L15 43V41H17V38H18L17 35H14L15 37H13V38H9L8 40H5V41H4V44H5V46H7V47H5V46L2 44L1 47H0V54H1V55H4V57H5V61H6L5 63H6V66L8 65V67H5V68H7V69H6L5 72H3L4 74L1 73V74H2V77L0 76L1 79H6V78L9 79V77H13V76L16 77V78H17V76H19V77L21 76V78H22L23 76L29 77L28 74H30L31 71L34 70V68L36 69V67H37V69H38V67L40 66V65H38V64L41 63V62H40V61H41L40 57H34V58H31V57H30V58H29V57L27 56L26 53H27V52L30 53V52H29V50H30L29 48H30V47H33L34 42L40 40V38L43 37V34H47V35H48L49 30L51 31V29H53V28L56 27L55 25H53L54 27L50 28V24H48ZM59 23H60V22H59ZM69 23H70V22H69ZM69 23H67V24L69 25ZM82 23H83V22H82ZM84 23H83V24H84ZM93 23H92V24H93ZM114 23H115V22H114ZM148 23H150V22H148ZM170 23H169V25H170ZM198 23H199V22H198ZM198 23H197V25H198ZM221 23H222V22H221ZM226 23H227V22H226ZM228 23H229V22H228ZM247 23H246V24H247ZM12 24H13V26H12ZM20 24H21V21H20ZM54 24H55V23H54ZM60 24H61V23H60ZM67 24H66V25H67ZM88 24H90V23H87V26H88ZM124 24H125V23H124ZM128 24H129V23H128ZM134 24H135V23H134ZM142 24H143L142 26L144 27V23H142ZM151 24H152V23H151ZM163 24H164V23H162V25H163ZM171 24H172V23H171ZM174 24H175V22H174ZM211 24H212V22H211ZM223 24H224V23H223ZM238 24H239V23H238ZM251 24H252V23H251ZM260 24H261V23H260ZM25 25H24V27H25ZM33 25H32V26H33ZM56 25H57V23H56ZM63 25H64V24H63ZM90 25H91V24H90ZM90 25H89V26H90ZM109 25H110V26H109V28H110L111 25L113 26V23H112V24L109 23ZM126 25H127V24H126ZM147 25H148V24H147ZM160 25H161V24H160ZM177 25H178V24H177ZM197 25H196V26H197ZM221 25H222V24H221ZM228 25H229V24H228ZM240 25H241V24H240ZM17 26H18V25H17ZM19 26H21V25H19ZM81 26H82V25H81ZM81 26H80V27H81ZM83 26H84V25H83ZM85 26H86V25H85ZM89 26H88V27H89ZM129 26H130V25H128V27H129ZM192 26H193V25H192ZM223 26H224V25H223ZM250 26H251V25H250ZM57 27H58V25H57ZM70 27H71V25H70ZM74 27H76V26L74 25ZM124 27H125V25H124ZM137 27H138V29H139L141 26H140V27L137 26ZM137 27H136V28H137ZM150 27H152V30H153V28H154L155 26H151V25H150ZM150 27H148V28H150ZM166 27H167V26H166ZM166 27H164V29H165ZM190 27H191V26H190ZM210 27H211V26H210ZM234 27H235V25H234ZM236 27H238V26H236ZM21 28H23V27H21ZM66 28H67V27H66ZM76 28H77V27H76ZM111 28H112V27H111ZM179 28H180V27H179ZM179 28H178V29H179ZM198 28H199V27H198ZM198 28L195 27V30L198 29ZM217 28H218V27H217ZM240 28H241V27H240ZM244 28H245V27H244ZM250 28H252V27H250ZM257 28H258V27H257ZM257 28H256V30L258 31ZM1 29H0V31H1ZM56 29H57V28H56ZM58 29H59V28H58ZM73 29H74V28H73ZM73 29H71V30L73 31ZM78 29H79V26H78ZM87 29H86V31L88 32ZM130 29H131V28H130ZM140 29H141V28H140ZM145 29H146V28H145ZM150 29H151V28H150ZM155 29H156V27H155ZM167 29H168V28H167ZM181 29H182V27H181ZM215 29H216V28H215ZM230 29H231V27H230ZM237 29H238V28H237ZM248 29H249V28H248ZM259 29H260V28H259ZM4 30H2V31H4ZM12 30H13V29H12ZM27 30H28V29L26 28V31H27ZM32 30H34V29H32ZM64 30H66V29H64ZM75 30H76V29H75ZM126 30H128L127 27H126ZM135 30H136V29H135ZM198 30H200V29H198ZM198 30H197V31H198ZM220 30H222V29H220ZM220 30H217V31H220ZM227 30H229V29H227ZM227 30H226V31H227ZM244 30H245V29H244ZM256 30H255V31H256ZM19 31H20V28H19L18 30H15V29L13 30V32H15V34H16V33H19ZM24 31H25V30H23V33H24V35H26V32H24ZM52 31H54V29H53ZM52 31H51V33H52ZM61 31H62V30H61ZM61 31H60V32H61ZM80 31H81V30L78 31L79 34H81ZM86 31H85V33H87ZM96 31H97V32H96ZM129 31H130V30H129ZM133 31H134V29H133ZM139 31H140V30H139ZM139 31H138V33H139ZM142 31H143V30H141L140 33H143ZM148 31H149V30H148ZM178 31H180V30H178ZM208 31H209V30H208ZM229 31H232V29L229 30ZM229 31H228V32H229ZM257 31H256V32H257ZM10 32H12V31H9V33H10ZM20 32H22V30H21ZM47 32H48V33H47ZM54 32H55V31H54ZM75 32H76V31H75ZM123 32H124V31H123ZM123 32H122V35H124ZM127 32H128V31H127ZM134 32H135V31H134ZM149 32H150V31H149ZM155 32H156V31H155ZM155 32L152 31V33H155ZM164 32H165V31H164ZM174 32H175V31H174ZM186 32H187V31H186ZM222 32H223V31H222ZM234 32H236V28H234ZM242 32H243V31H242ZM247 32H248V31H247ZM249 32H251V31H249ZM261 32H262V30H261ZM1 33H2V32H1ZM1 33H0V34H1ZM6 33H7V32H6ZM70 33H72V32L70 31ZM76 33H77V32H76ZM88 33H89V32H88ZM88 33H87V34H88ZM131 33H132V32H131ZM136 33H137V31H136ZM138 33L136 34L137 36L133 34L135 38L138 37ZM144 33H146V32H144ZM165 33H166V32H165ZM177 33L179 34V32H177ZM181 33H182V32H181ZM208 33H209V32H208ZM223 33H225V32H223ZM230 33H231V32H230ZM262 33H263V32H262ZM13 34H14V33H13ZM157 34L160 35L159 31H158ZM161 34H162V33H161ZM187 34H188V33H187ZM194 34H195V33H194ZM236 34H238V33H236ZM243 34H244V33H243ZM248 34H249V33H248ZM251 34H252V37H253V33H251ZM1 35H2V34H1ZM1 35H0V36H1ZM3 35H4V34H3ZM6 35H7V34H6ZM8 35H9V34H8ZM19 35H20V34H19ZM57 35H58V34H57ZM66 35H67V33H66ZM70 35H71V34H70ZM74 35H75V34H74ZM77 35H78V34H77ZM141 35H142V34H141ZM209 35H210V34H209ZM224 35H225V34H224ZM240 35H241V34H240ZM249 35H250V34H249ZM26 36H27V35H26ZM30 36H32L33 38L30 37ZM62 36H63V35H62ZM62 36H61V37H62ZM82 36H83V35H82ZM91 36H89V37H91ZM94 36L96 37L97 35H94ZM127 36H128V34H127ZM206 36H207V35H206ZM214 36H215V35H214ZM221 36H222V35H221ZM234 36H236V35H234ZM238 36H239V35H237V37H238ZM254 36H256V35H254ZM263 36H264V34H263ZM1 37H2V36H1ZM10 37H11V36H10ZM19 37H20V36H19ZM46 37L48 38V36H46ZM54 37L56 38V36H54ZM65 37H66V36H65ZM65 37H64V38H65ZM68 37H69V36H68ZM72 37H73V36H72ZM76 37L78 38V36H76ZM123 37H124V36H123ZM130 37H132V36H130ZM130 37H129V38H130ZM140 37H141V36H140ZM152 37H153V36L150 35V38H151V39H152ZM154 37H156V36H154ZM170 37H171V36H170ZM196 37H197V36H196ZM196 37H195V38H196ZM204 37H205V36H204ZM240 37H241V36H240ZM47 38H46V40H47ZM49 38H50V35H49ZM55 38H54V39H55ZM66 38H67V37H66ZM77 38L74 37V39H77ZM126 38H127V37H126ZM142 38H143V37H142ZM142 38H141V39H142ZM144 38L146 39V38H148V37H146V36L144 35ZM166 38H167V37H166ZM185 38H186V37H185ZM205 38H206V37H205ZM221 38H222V37H221ZM229 38H230V35H229ZM249 38H250V36H249ZM249 38H248V40H249ZM2 39H5V38L2 37ZM71 39H72V38H71ZM79 39H80V38H79ZM88 39H91V38H88ZM92 39H94V38L92 37ZM97 39H98V38H97ZM131 39H133V38H131ZM131 39H129V40H131ZM141 39H140V41H142ZM154 39H155V38H154ZM156 39H157V38H156ZM159 39H160V38H159ZM167 39H168V38H167ZM190 39H191V38H190ZM193 39H194V38H193ZM203 39H204V38H203ZM209 39H210V38H209ZM216 39H220V35H219V38H216ZM239 39H240V38H239ZM253 39H254V38H253ZM253 39H252V41H253ZM18 40H19V38H18ZM20 40H21V39H20ZM22 40H24V39H22ZM72 40H73V39H72ZM77 40H78V39H77ZM77 40H75V41L77 42ZM99 40H100V39H98V41H97L98 43H95V45L100 43ZM107 40H106V41H107ZM123 40H124V39H123ZM125 40H126V39H125ZM165 40H166V39H165ZM176 40H177V38H176ZM199 40H200V39H199ZM199 40H197V42H199ZM206 40H207V38H206ZM206 40H205V41H206ZM211 40H212V37H211ZM223 40H224V39H223ZM227 40H228V39H227ZM229 40H230V39H229ZM237 40H238V39H236V41H237ZM248 40H246V41H248ZM255 40H256V39H255ZM263 40H264V39H263ZM2 41H3V40H2ZM42 41H43V40H42ZM61 41H62V40H61ZM61 41H60V42H61ZM69 41H70V40H69ZM69 41H68V42H69ZM92 41L94 42V40H92ZM103 41H102V42H103ZM106 41H105V43H106ZM135 41H136V39H135ZM144 41H145V40H144ZM157 41H159V40H157ZM169 41H171V40H169ZM172 41H173V40H172ZM172 41H171V42H172ZM178 41H179V42H178ZM178 41H177V42L180 43V40H178ZM202 41H203V40H202ZM240 41H243V40L241 39ZM261 41H262V40H261ZM48 42H50V41H48ZM53 42H54V41H53ZM82 42H83V41H82ZM87 42H88V41H87ZM93 42H92V44H93ZM128 42H130V41H128ZM131 42H134V41H131ZM138 42H139V41H138ZM138 42H137V43H138ZM142 42H143V41H142ZM145 42H146V41H145ZM154 42H156V41L154 40V41L152 42V44H153ZM177 42H176V43H177ZM185 42H186V41H185ZM203 42H204V41H203ZM206 42H207V41H206ZM222 42H223V41H222ZM222 42H221V43H222ZM228 42H229V41H228ZM232 42H233V41H232ZM0 43H1V42H0ZM2 43H3V42H2ZM20 43H21V42H20ZM26 43H27V42H26ZM79 43H81V42H79ZM84 43H85V41H84ZM105 43H104V44H105ZM125 43H126V42H125ZM143 43H144V42H143ZM143 43H142V44H143ZM159 43H160V42H159ZM174 43H175V42H174ZM208 43H209V42H208ZM212 43H214V41H212ZM224 43H225V42H224ZM245 43H246V42H245ZM247 43H249V42H247ZM254 43H255V42H254ZM261 43H264V42H261ZM6 44H7V45H6ZM49 44H50V43H48V45H49ZM51 44L53 45V43H51ZM56 44H57V43H56ZM75 44L77 45V43H75ZM82 44H83V43H81V45H82ZM86 44H88V43H86ZM102 44H103V43H102ZM131 44H133V43H131ZM131 44H129V45H131ZM138 44H139V43H138ZM142 44H139V46H138V47L136 46V47L139 49L140 46H141ZM146 44L148 45V43H146ZM146 44L144 43V45H142L141 49H139L138 51L141 50L142 53H143L144 51L146 52V50H147V46H146ZM154 44H156L157 47L159 46V44L157 45V43H154ZM168 44H169V43H168ZM202 44H203V43H202ZM215 44H216V43H215ZM227 44H228V43H227ZM230 44H231V42H229V45H230ZM234 44H235V43H234ZM42 45H44V44H42ZM42 45H40V47H42ZM45 45H46V44H45ZM81 45H80V46H81ZM83 45H84V44H83ZM88 45H89V44H88ZM106 45H105V46H106ZM169 45H170V44H169ZM177 45H179V44H177ZM184 45H186V43H185ZM207 45H208V44H207ZM222 45L224 46V44H222ZM236 45H237V44H236ZM244 45H245V44H244ZM248 45H249V44H248ZM34 46H36V45H34ZM55 46H56V45H55ZM64 46H65V45H64ZM73 46H74V45H73ZM73 46H71V47H73ZM85 46H86V45H85ZM85 46H84V47H85ZM92 46H94V45H92ZM103 46H104V45H103ZM134 46H135V45H134ZM152 46H153V47H156L155 45H152ZM175 46H176V45H174V47H175ZM181 46H182V44H181ZM193 46H194V45H193ZM230 46H231V45H230ZM240 46H241V45H240ZM249 46L251 47L252 45H249ZM249 46H248V47H249ZM48 47H49V46H48ZM71 47H69V48H71ZM77 47H79V46H77ZM82 47H83V46H81V48H82ZM97 47H98V46H97ZM97 47H96V48H97ZM117 47H118V46H117ZM122 47H124V46H122ZM125 47H126V46H125ZM125 47H124V48H125ZM148 47H149V46H148ZM157 47H156V48H157ZM179 47H180V46H179ZM189 47H190V46H189ZM207 47H208V46H207ZM214 47H216V46H214ZM217 47H218V46H217ZM217 47H216V48H217ZM232 47L234 48V45H233ZM238 47H239V46H238ZM244 47H245V46H244ZM18 48H21V47H20V46L17 47V45H16V49H18ZM23 48H24V47H23ZM53 48H54V47H53ZM56 48H58V46H57ZM91 48H92V47H91ZM94 48H95V47H94ZM101 48H102V47H100V49H101ZM134 48H135V47H134ZM149 48H150V47H149ZM158 48H159V47H158ZM158 48H157V49H158ZM201 48H202V47H201ZM203 48H204V47H203ZM208 48H209V47H208ZM216 48H215V49H216ZM220 48H221V47H220ZM233 48H232V49H233ZM21 49H22V48H21ZM21 49H18V50H21ZM32 49H34V48H32ZM46 49H47V48H46ZM46 49H44V47H43V50L46 51ZM50 49H51V48H50ZM67 49H68V47H67ZM72 49H75V48H72ZM72 49L69 50V52L72 51ZM79 49H80V48H79ZM79 49H76V50L78 51ZM83 49H84V48H83ZM87 49H88V48H86V51H87ZM89 49H90V48H89ZM131 49H132V47H131ZM135 49H136V48H135ZM159 49H160V48H159ZM172 49H173V47H172ZM181 49H182V48H181ZM206 49H207V48H206ZM218 49H219V48H218ZM235 49H236V48H235ZM238 49H239V48H238ZM242 49H243V51L245 52L244 48H242ZM252 49H253V48H252ZM258 49H260V48H258ZM262 49H264V48H262ZM34 50H35V49H34ZM43 50H42V53H43ZM48 50H49V49H48ZM81 50H82V49H81ZM94 50H95V49H94ZM94 50L92 51V54H94V53H93ZM118 50H119V49H118ZM123 50H125V49H123ZM127 50H128V49H127ZM127 50H126V51H127ZM132 50H134V49H132ZM136 50H137V49H136ZM165 50H166V49H165ZM184 50H185V49H184ZM21 51H22V50H21ZM89 51H90V50H89ZM95 51H96V50H95ZM108 51H109L110 53H107V54H106V52H108ZM150 51H151V50H150ZM168 51H170V49H169ZM174 51H175V49H174ZM201 51H202V50H201ZM212 51H213V49H212ZM218 51H219V50H218ZM221 51H223V50H221ZM226 51H227V50H226ZM232 51H233V50H232ZM234 51H235V50H234ZM250 51H252V50H250ZM254 51H255V50H254ZM258 51H259V50H258ZM32 52H33V51H32ZM32 52H31V53H32ZM49 52H50V50H49ZM72 52H75V51H72ZM84 52H85V51H84ZM97 52H98V51H97ZM113 52H114V51H113ZM117 52H118V51H117ZM124 52H125V51H124ZM131 52L133 53V51H131ZM157 52H158V51H157ZM157 52H156V54H157ZM224 52H225V50H224ZM236 52H238V50H237ZM244 52H242V53H244ZM259 52H260V51H259ZM261 52H262V51H261ZM70 53H71V52H70ZM119 53H120V52H119ZM126 53H127V52H126ZM132 53H131V54H132ZM146 53H148V51H147ZM146 53H145V55H148V54H146ZM160 53H161V51H160ZM174 53H175V52H174ZM174 53H172V54H174ZM178 53H179V52H178ZM194 53H195V52H194ZM200 53H201V52H200ZM214 53H217V52L214 51ZM214 53H213V54H214ZM227 53H228V52H227ZM231 53H232V52H231ZM251 53H252V52H251ZM256 53H257V52H256ZM72 54H73V53H72ZM96 54H97V53H96ZM172 54H171V56H172ZM196 54H198V53H196ZM196 54H195V56H197ZM234 54H235V53H234ZM253 54H254V53H253ZM29 55H30V54H29ZM32 55H35V53H34V54L32 53ZM49 55H50V54H49ZM69 55H70V54H69ZM74 55H75V54H74ZM82 55H83V54H82ZM85 55H86V57H87V53H86ZM85 55H83V58H84ZM88 55H89V54H88ZM111 55H113V54H111ZM123 55H124V54H123ZM149 55H150V54H149ZM198 55H199V54H198ZM207 55H211V53H210V54H207ZM230 55H231V54H230ZM236 55H238V53H237ZM40 56H41V55H40ZM42 56H44V55H42ZM42 56H41V57H42ZM45 56H46V55H45ZM55 56H56V54H55ZM65 56H67V55H65ZM70 56H73V55H70ZM89 56H90V55H89ZM89 56H88V58L90 59V58L93 57L94 55H92L91 57H89ZM130 56H131V55H130ZM151 56H152V54H151ZM154 56H155V55H154ZM154 56H153V57H154ZM166 56H168V53H167ZM166 56H165V57H166ZM171 56H170V57H171ZM174 56L176 57V55H174ZM182 56H183V55H182ZM214 56L217 57V59H218V57H219V55H217V56L214 55ZM248 56H249V55H248ZM250 56H251V55H250ZM67 57H68V56H67ZM86 57H85V59L88 60V58H86ZM94 57H95V56H94ZM110 57H111V56H110ZM132 57H133V56H132ZM132 57H130V59H132ZM142 57H143V56H142ZM175 57H174V58H175ZM193 57H194V56H193ZM215 57H214V58H215ZM260 57H261V56H260ZM262 57H263V56H262ZM47 58H48V55H47ZM70 58H72V57H70ZM75 58H76V56H75ZM98 58L95 59L94 61H93L92 59H90L91 62L93 61L92 64H91V62H90V65H91L90 67H92V69H91V68H90V69H91L92 71H93V68H95V67L98 66L99 61H100V60L102 61V58H100V59H98ZM112 58H113V57H112ZM115 58H116V54L114 53V59H115ZM146 58H149V57L147 56ZM160 58H161V57H160ZM163 58H164V57H163ZM182 58L184 59V57H181V56H180V61H181ZM224 58H225V57H224ZM228 58H229V57H228ZM44 59H45V58H44ZM54 59H55V58H54ZM63 59H64V58H63ZM76 59H77V58H76ZM93 59H94V58H93ZM121 59H122V58H121ZM121 59H120V61H121ZM123 59H124V58H123ZM183 59H182V61H184ZM196 59H197V57H196ZM203 59H204V58H203ZM209 59H211V58H209ZM209 59H208V60H209ZM221 59H222V58H221ZM226 59H227V58H226ZM248 59H250V58H248ZM3 60H4V59H3ZM3 60H2V63H1V64H4V63H3ZM68 60H70V59H68ZM86 60H85V62H87ZM106 60H108V59H106ZM110 60H111V58H110ZM110 60H109V61H110ZM141 60H142L141 55L136 56V61H135L136 65H140V64L142 63ZM147 60H149V59H146V61H147ZM162 60H165V62L162 61V63H164V64H162V65H163L164 67H167L168 69H169L170 67H175L176 65H177V66L179 65L178 62H177V63H178V64H177L176 61L174 62V60L171 59V58H169V57H168V61H166L167 59H162ZM234 60H235V58H234ZM242 60H243V59L240 60L241 63H242ZM244 60H245V59H244ZM250 60H251V59H250ZM260 60H261V58H260ZM45 61H46V59H45ZM61 61H63V60L61 59ZM76 61L78 62V60H76ZM76 61H75V62H76ZM128 61H130V60H128ZM146 61H144V62L148 64V62H146ZM212 61H213V60H212ZM228 61H229V60H228ZM228 61H226V62H228ZM231 61H232V60H231ZM252 61H253V60H252ZM39 62H40V63H39ZM69 62H70V61H69ZM88 62H89V61H88ZM114 62H115V61H114ZM187 62H189V61H187ZM204 62H205V61H204ZM207 62H208V61H207ZM213 62H214V61H213ZM218 62H220V61H218ZM221 62H222V61H221ZM60 63H61V62H60ZM62 63H63V62H62ZM83 63H84V61H83ZM123 63H124V60H122V63H121V64H123ZM125 63H126V61H125ZM145 63H144V64H145ZM152 63H153V61H152ZM155 63H156V62H155ZM191 63H192V62H191ZM197 63H198V62H197ZM223 63H224V62H223ZM223 63H222V64H223ZM232 63H235V62L233 61ZM253 63H255V62H253ZM261 63H262V62H261ZM1 64H0V65H1ZM19 64L26 65V66H24L25 68H23L22 70H17V66H18ZM44 64H45V63H44ZM74 64H75V63H74ZM86 64H88V63H86ZM101 64H102V63H101ZM105 64H106V63H105ZM111 64H112V62H109V63L107 64V66H110ZM180 64H181V63H180ZM188 64H189V63H188ZM192 64H193V63H192ZM198 64H199V63H198ZM200 64H201V63H200ZM200 64H199V65H200ZM203 64H204V63H203ZM208 64H209V63H208ZM218 64H219V63H218ZM225 64H226V63H225ZM227 64H228V63H227ZM227 64H226V65H227ZM229 64H230V63H229ZM229 64H228V66H229ZM258 64H260V61H259ZM258 64H257V66H259ZM54 65H56V63H55ZM60 65H61V64H60ZM102 65H103V64H102ZM129 65H130V64H129ZM204 65H205V64H204ZM210 65H211V64H210ZM210 65H208V66H210ZM234 65H235V64H234ZM240 65L242 66V64H240ZM249 65H250V64H249ZM57 66H58V65H57ZM65 66H66V65H64V67H65ZM68 66H69V65H68ZM81 66H82V65H81ZM103 66H104V65H103ZM143 66H144V65H143ZM145 66H146V65H145ZM145 66H144V67H145ZM152 66H153V65H152ZM177 66H176V67H177ZM182 66H183V63H182V65H180V67H182ZM191 66H192V65H191ZM194 66H195V65H193V67H194ZM196 66H197V65H196ZM202 66H203V65H202ZM220 66H221V65H220ZM222 66H223V65H222ZM228 66H227V67H228ZM241 66H240V70H241ZM49 67L51 68L52 66L49 65ZM49 67H48V68H49ZM72 67H73V66H72ZM84 67H86V66H84ZM84 67H82V69H83ZM87 67H88V66H87ZM105 67H106V66H105ZM112 67H113V66H112ZM131 67H132V66H131ZM139 67L141 68V65H140ZM153 67H154V66H153ZM198 67H199V66H198ZM211 67H212V66H211ZM211 67H208V69H209V68H210V69H213V68H211ZM223 67H224V66H223ZM259 67H260V66H259ZM259 67H258V68H259ZM0 68H1V67H0ZM80 68H81V67H80ZM80 68H79V69H80ZM97 68H99V67H97ZM97 68H96V69H97ZM136 68H137V67H136ZM136 68H135V69H136ZM146 68H147V67H145V69H146ZM177 68H178V67H177ZM199 68H201V67H199ZM216 68H217V67H216ZM218 68H219V67H218ZM229 68H230V67H229ZM18 69H19V68H18ZM20 69H21V68H20ZM44 69H46V68H44ZM64 69H65V68H64ZM67 69H68V68H67ZM67 69H66V70H67ZM90 69H89V70H90ZM135 69H134V70H135ZM145 69H144V70H145ZM174 69H175V68H174ZM195 69H196V67H195ZM197 69H198V68H197ZM205 69H206V67H205ZM205 69H204V70H205ZM220 69H221V68H220ZM226 69H227V68H226ZM235 69H236V67H235ZM249 69H250V67H249ZM249 69H248L247 71H249ZM42 70H43V69H42ZM60 70H61V69H60ZM68 70H69V69H68ZM68 70H67V71H68ZM84 70L86 71V68H85ZM89 70H88V71H89ZM98 70H99V69H98ZM98 70H97V72H98ZM105 70H106V68H105ZM141 70H142V69H141ZM152 70H154V69H152ZM164 70H166V69L164 68ZM171 70H173V69H171ZM180 70H181V69H180ZM193 70H194V69H193ZM216 70L218 71V69H216ZM216 70H215V71H216ZM230 70H231V69H230ZM243 70H244V69H243ZM255 70H256V69H255ZM255 70H254V71H255ZM259 70H260V68H259ZM259 70H256V71H257L256 75L259 73V72H258ZM3 71H4V70H3ZM69 71H70V70H69ZM69 71H68V72H69ZM85 71H82L83 74H82V75H79L77 78H79V77H80V78H86V77H88V76L90 75V73H89V74H86ZM92 71H91V72H92ZM99 71H100V70H99ZM125 71H126V70H125ZM129 71H130V67H129ZM131 71H132V70H131ZM142 71H143V70H142ZM155 71H156V70H155ZM175 71H177V70L175 69ZM175 71H174V72H175ZM185 71H186V70H185ZM197 71H198V70H197ZM201 71H203V70H201ZM212 71H213V70H212ZM217 71H216V72H217ZM234 71H235V70H234ZM34 72H35V71H34ZM36 72H37V71H36ZM49 72H50V71H49ZM56 72H57V71H56ZM68 72H67V73H68ZM89 72H90V71H89ZM109 72H110V71H108V73H109ZM126 72H127V71H126ZM181 72H182V71H181ZM193 72H194V71H193ZM199 72H200V70H199ZM199 72H198V74H199ZM216 72H215V73H216ZM232 72H233V71H232ZM251 72H252V70H251ZM37 73H38V72H37ZM46 73H47V72H46ZM78 73H79V72H78ZM84 73H85V74H84ZM99 73H100V72H99ZM105 73H106V72H105ZM130 73H131V72H130ZM144 73H145V72H144ZM152 73H154V72H152ZM166 73H168V72H166ZM169 73H170V72H169ZM194 73H195V72H194ZM196 73H197V72H196ZM202 73H203V72H202ZM215 73H214V74H215ZM217 73H218V72H217ZM217 73H216V74H217ZM221 73H222V72H221ZM228 73H229V72H228ZM238 73H239V72H238ZM38 74H39V73H38ZM42 74H43V72H42ZM72 74H74V73H72ZM95 74H96V73H95ZM150 74H151V73H150ZM150 74H148L149 77L146 78L145 81L140 82L141 84H138V86H136V88H135L136 91H140V90H142V89H149L151 86H154V84H156V83H158V85H160V84H161V85L164 84V83H161V82H163L162 79H161L162 77H160V76L158 77V74H156V73H155V74H151V76H150ZM160 74L162 75L161 72H160ZM164 74H165V73H164ZM200 74H201V73H200ZM203 74H204V73H203ZM208 74H209V73H208ZM239 74H240V73H239ZM248 74H249V73H248ZM253 74H254V73H253ZM259 74H260V73H259ZM259 74H258V75H259ZM27 75H28V76H27ZM35 75H36V74H35ZM98 75H99V74H98ZM121 75H122V74H121ZM124 75H126V73H125ZM148 75H146V76H148ZM167 75H168V74H167ZM186 75H188L187 72H186ZM195 75H196V74H195ZM195 75H194V76H195ZM210 75H211V74H210ZM240 75H241V74H240ZM243 75H244V74H243ZM245 75H246V74H245ZM251 75H252V74H251ZM45 76H46V75H45ZM53 76L55 77V75H53ZM59 76H60V75H59ZM116 76H117V75H116ZM131 76H132V75H131ZM137 76H138V75H137ZM141 76H142V75H141ZM181 76H182V75H181ZM191 76H193V74H192ZM204 76H205V75H204ZM214 76L216 77V75H214ZM214 76H213V77H214ZM221 76H222V75H221ZM237 76H238V75H237ZM247 76H249V75H246V77H247ZM254 76H255V75H254ZM33 77H34V76H33ZM73 77H74V76H73ZM113 77H114V76H113ZM118 77H119V76H118ZM127 77H128V76H127ZM144 77H145V75H144ZM173 77H174V75H173ZM205 77H206V76H205ZM207 77H209V75H207ZM229 77H230V76H229ZM232 77L234 78V75H232ZM241 77H242V76H241ZM246 77H244L245 80L248 79V78H246ZM257 77H258V76H257ZM38 78H39V77H38ZM52 78H53V77H52ZM55 78H56V77H55ZM59 78H60V77H59ZM65 78H68V77H65ZM96 78H99V77L97 76ZM100 78H101V77H100ZM140 78H141V77H140ZM167 78H169V77H167ZM193 78H194V77H193ZM210 78H211V76H210ZM210 78H209V79H210ZM225 78H226V77H225ZM230 78H231V77H230ZM233 78H232V79H233ZM262 78H263V77H262ZM25 79H26V78H25ZM56 79L58 80V77H57ZM86 79H87V78H86ZM102 79H104V78H102ZM105 79H106V78H105ZM110 79H111V78H110ZM110 79H109V80H110ZM123 79H124V78H123ZM174 79H175V82L171 81L172 83L170 82L171 84L169 85V87L175 88V89H174V93H175V90H178V92H181V91H179V90H180L181 87H182V89L184 88V86H182V85H184V82H183V84H182L181 81H176V77H175ZM182 79H184V78H182ZM190 79H191V78H190ZM209 79H208V80H209ZM227 79H228V78H227ZM232 79H230V80L228 79V82H229V81L231 82ZM240 79H241V78H240ZM240 79H239V80H240ZM250 79L252 80V77H251ZM11 80H12V79H11ZM16 80L18 81V79H16ZM23 80H24V79H23ZM43 80H44V78H43ZM81 80H82V79H81ZM87 80H88V79H87ZM87 80H86V81H87ZM137 80L139 81L140 79H137ZM142 80H143V79L141 78V81H142ZM168 80L170 81V79H168ZM178 80H179V79H178ZM194 80H195V79H194ZM198 80H199V79H198ZM206 80H207V79H206ZM213 80H214V79H213ZM216 80H217V79H216ZM239 80H238V81H239ZM255 80H258V78H257V79H254V81H255ZM0 81H2V80H0ZM7 81H8V80H7ZM33 81H34V79H33ZM39 81H40V80H39ZM93 81H94V80H93ZM100 81H101V80L99 79V82H100ZM105 81H106V80H105ZM107 81H108V79H107ZM114 81H115V80H114ZM116 81H117V79H116ZM169 81H168V82H167V81H164V82H167V84H168ZM199 81H200V80H199ZM226 81H227V80H226ZM233 81H234V80H232V82H233ZM236 81H237V80H236ZM238 81H237V82H238ZM246 81H247V80H246ZM258 81H261V80H258ZM3 82H4V81H3ZM11 82H12V81H11ZM11 82H10V83H11ZM21 82H22V81H21ZM36 82H38V81L36 80ZM45 82H46V81H45ZM66 82H67V81H66ZM193 82H195V81H193ZM202 82L205 84L206 81H205V82L202 81ZM202 82H201V83H202ZM217 82H218V81H217ZM228 82H227V83H228ZM230 82H229V83H230ZM237 82H236V83H237ZM239 82H240V81H239ZM239 82H238V84H239ZM248 82H249V81H248ZM94 83H96V82H94ZM105 83H106V82H105ZM117 83H118V82H117ZM122 83H123V82H122ZM138 83H139V82H138ZM186 83H188V82H186ZM198 83H199V82H198ZM201 83H200V84H201ZM210 83H212V82H210ZM223 83H224V82H223ZM229 83H228V84H229ZM233 83H234V82H233ZM233 83H231V84L233 85ZM6 84H7V83H6ZM22 84H24V83H22ZM33 84H34V83H33ZM36 84H38V83H36ZM42 84H43V82H42ZM99 84H100V83H99ZM132 84H133V83H132ZM193 84H194V83H193ZM195 84H196V83H195ZM195 84H194V85H195ZM200 84H199V85H200ZM225 84H226V83H225ZM225 84H224V86H225ZM231 84H230V85H231ZM240 84L242 85V83H240ZM245 84H246V82H245ZM253 84H254V83H253ZM262 84H264V83H262ZM262 84H261V85H262ZM0 85H2V84L0 83ZM16 85H17V84H16ZM38 85H39V84H38ZM54 85H55V83H54ZM59 85H60V84H59ZM90 85H91V84H90ZM106 85H108V84H106ZM185 85H186V84H185ZM199 85H198V86H199ZM202 85H203V84H202ZM207 85H208V84H207ZM207 85H206V86H207ZM214 85H215V84H214ZM214 85L212 84L213 87H215ZM241 85H240V86H241ZM246 85H248V84H246ZM19 86H20V85H19ZM28 86H29V85H28ZM32 86H33V85H32ZM91 86H92V85H91ZM120 86H121V85H120ZM187 86H188V85H187ZM195 86H197V85H195ZM203 86H204V85H203ZM220 86H221V85H220ZM224 86H223V87L221 86V87L223 88V90H222L221 93H223V91L225 90V89H224V88H225ZM233 86H234V85H233ZM249 86H251V85H249ZM249 86H248V87H249ZM255 86H256V85H255ZM4 87H5V85H4ZM49 87H51V85H50ZM58 87H59V86H58ZM66 87H67V86H66ZM95 87H96V86H95ZM109 87H110V86H109ZM154 87H155V86H154ZM162 87H168V85H167V86H163V85H162ZM209 87H210V86H209ZM234 87H235V86H234ZM236 87H237V86H236ZM243 87H244V86H243ZM243 87H242V86L240 87V88H242V90L240 89V91H242V92H243V90H245V89H243ZM248 87H247V88H248ZM262 87H263V86H262ZM6 88H7V87H6ZM26 88H27V86H26V85H23L22 87H20V88H18V89H26ZM36 88H38V86H37ZM103 88H104V86H103ZM103 88H102V89H103ZM119 88H120V87H119ZM124 88H125V87H124ZM132 88H133V87H132ZM132 88H131V89H132ZM158 88H159V87H157V89H158ZM196 88H197V87H196ZM200 88H201V87H200ZM204 88H205V87H204ZM211 88H212V87H211ZM218 88H220V87H218ZM231 88H232L231 90L235 89V88H233V87H231ZM238 88H239V87H237V89H238ZM244 88H245V87H244ZM256 88H257V87H256ZM258 88H259V87H258ZM89 89H90V88H89ZM95 89H96V88H95ZM95 89H94V90H95ZM97 89H98V87H97ZM108 89H109V88H108ZM128 89H129V88H128ZM131 89H130V90H131ZM155 89H156V87H155ZM182 89H181V90H182ZM187 89H188V88H187ZM202 89H203V88H202ZM229 89H230V88H229ZM229 89H228V90H229ZM259 89H261V88H259ZM33 90H34V89H33ZM48 90H49V89H48ZM66 90H67V88L65 89V91H66ZM132 90H133V89H132ZM170 90H171V89H170ZM206 90H207V89H206ZM208 90H209V89H208ZM208 90H207V91H208ZM216 90H217V89H216ZM216 90L213 88V93H214ZM226 90H227V89H226ZM2 91H3V92H2ZM2 91H0V92H2V97H5V96H8V97H9V95H11L14 91L17 92L16 89H15V90H8V91H4V90H2ZM22 91H23V90H22ZM22 91H21V92H22ZM42 91H43V90H42ZM45 91H46V90H45ZM45 91H44V92H45ZM70 91H71V89H70ZM81 91H82V90H81ZM95 91H96V90H95ZM114 91H115V90H113V92H114ZM121 91H122V90H121ZM142 91H143V90H142ZM146 91H147V90H146ZM162 91H163V90H162ZM164 91H166V89H165ZM167 91H168V90H167ZM172 91H173V90H171V92H172ZM187 91H188V90H187ZM195 91H196V89H195ZM219 91H220V90H219ZM240 91H239V92H240ZM23 92H25V91H23ZM29 92H30V91H29ZM35 92H36V91H35ZM68 92H69V91H68ZM105 92H106V91H105ZM105 92H104V94H105ZM110 92H111V91H110ZM148 92H149V91H147V93H148ZM185 92H186V91H185ZM192 92H193V91H192ZM211 92H212V91H211ZM216 92H217V91H216ZM224 92H226V91H224ZM233 92H234V91H233ZM236 92H237V94H238V91H237V90H236ZM19 93H20V91H19ZM72 93H74V92H72ZM97 93H98V92H97ZM108 93H109V92H108ZM111 93H112V92H111ZM111 93H110V94H111ZM119 93H120V92H119ZM124 93H125V91H124ZM126 93H127V92H126ZM131 93H132V92H131ZM133 93H134V92H133ZM145 93H146V92H145ZM156 93H157V92H156ZM168 93H169V92H168ZM174 93H173V94H174ZM190 93H191V92H190ZM197 93H198V92H197ZM209 93H210V90H209ZM213 93H211V94H212V97H216V96H213V95H214ZM217 93H218V92H217ZM229 93H230V90H229ZM240 93H241V92H240ZM256 93H257V92H256ZM44 94H46V92H45ZM65 94L67 95L68 93H65ZM69 94H70V93H69ZM86 94H87V93H86ZM140 94H141V93H140ZM173 94H172V95H173ZM201 94H202V93H201ZM205 94H206V91H205ZM211 94H210V95H211ZM28 95H29V94H28ZM41 95H42V94H41ZM48 95H49V94H48ZM60 95H61V94H60ZM99 95H100V94H99ZM156 95H157V94H156ZM162 95H163V94H162ZM162 95H160V96H162ZM174 95H175V94H174ZM194 95H195V94H194ZM223 95H224V93H223ZM233 95H235V93H234ZM239 95H240V94H239ZM239 95H238V96H239ZM246 95H247V94H246ZM249 95H250V94H249ZM255 95H256V94H255ZM255 95H254V97H255ZM261 95H262V94H261ZM0 96H1V95H0ZM14 96H15V94H14ZM21 96H22V95H21ZM29 96H30V95H29ZM49 96H50V95H49ZM77 96H78V95H77ZM96 96H97V95H96ZM164 96H165V95H164ZM169 96H170V95H169ZM169 96L167 97V99L169 98ZM176 96H177V92H176ZM178 96H179V98H180L181 94H179ZM182 96H183V95H182ZM224 96H225V95H224ZM242 96H243V94H242ZM242 96H239V97H242ZM244 96H245V94H244ZM244 96H243V97H244ZM258 96H259V95H258ZM32 97H33V96H32ZM32 97H31V98H32ZM42 97H44V96H42ZM42 97H41V98H42ZM90 97H91V96H90ZM101 97H102V95H101ZM101 97H100V98H101ZM117 97H118V95H117ZM124 97H125V96H124ZM127 97H128V95H127ZM141 97H142V96H141ZM158 97H159V95H158ZM183 97H184V96H183ZM191 97H192V96H191ZM206 97H207V96H206ZM212 97H210V98H212ZM218 97H219V96H218ZM222 97H223V96H222ZM227 97H228V96H227ZM230 97H231V96H230ZM235 97L237 98V96H235ZM235 97H232V99L235 98ZM246 97H249V96H246ZM251 97H252V96H251ZM254 97H253V98H254ZM21 98H23V97H21ZM29 98H30V97H29ZM53 98H54V97H53ZM59 98H60V97H59ZM67 98H68V97H67ZM80 98H82V97H80ZM91 98H92V97H91ZM120 98H121V97H120ZM125 98H126V97H125ZM159 98H160V97H159ZM161 98H162V97H161ZM177 98H178V97H177ZM186 98H187V97H186ZM199 98H200V97H199ZM223 98H224V97H223ZM8 99H9V98H8ZM32 99H33V98H32ZM61 99H62V98H61ZM107 99H108V98H107ZM110 99H112V97H111ZM121 99H122V98H121ZM128 99H129V98H128ZM130 99H131V98H130ZM133 99H134V98H133ZM145 99H148V100H149V99H155V94H154V93H150V95H148L147 97H145ZM145 99H144V100H145ZM165 99H166V98H165ZM172 99L175 100L176 98H173V97H172ZM190 99H191V98H190ZM194 99H195V98H194ZM200 99H201V98H200ZM208 99H209V98H208ZM216 99H218V98H216ZM224 99H225V98H224ZM242 99H243V98H242ZM244 99H245V98H244ZM247 99H248V98H247ZM250 99H251V98H250ZM250 99H249V100H250ZM0 100H1V99H0ZM16 100H17V99H16ZM75 100H76V99H75ZM80 100H81V99H80ZM83 100H84V99H83ZM83 100H82V101H83ZM90 100H91V99H90ZM139 100H140V99H139ZM160 100H161V99H160ZM162 100H163V99H162ZM185 100H187V99H185ZM196 100H197V99H196ZM206 100H207V98H206ZM240 100H241V99H240ZM252 100H253V99H252ZM255 100H256V99H255ZM8 101H9V100H8ZM20 101H21V100H20ZM20 101H18V102H20ZM30 101H31V100H30ZM49 101H50V100H49ZM69 101H71V100H69ZM69 101H67V102H69ZM82 101H81V102H82ZM93 101H95V100L93 99ZM100 101H101V99H100ZM103 101H104V100H103ZM105 101H106V100H105ZM116 101H118V100H116ZM131 101H132V100H131ZM133 101H134V100H133ZM150 101H151V100H150ZM150 101H148V104H146L147 107H148ZM152 101H153V100H152ZM154 101H155V100H154ZM169 101H171V103H172V102H175L176 100H175V101H172L171 99H169ZM177 101H178V99H177ZM177 101H176V102H177ZM211 101H212V100H211ZM216 101H218V100H216ZM230 101H231V100H230ZM4 102H5V101H4V99H3V103H4ZM10 102H12V101H10ZM13 102H14V101H13ZM38 102H39V101H38ZM40 102H42V101H40ZM113 102H114V101H113ZM113 102H112V103H113ZM122 102H123V101H122ZM129 102H130V101H129ZM158 102H160V105H161V101H158ZM167 102H168V101H167ZM167 102H166V103H167ZM176 102H175V103H176ZM204 102H205V101H204ZM204 102H203V104H204ZM237 102H238V100H237ZM239 102H240V101H239ZM243 102H244V101H243ZM253 102H254V101H253ZM35 103H36V102H35ZM44 103H45V102H44ZM50 103H51V102H50ZM54 103H55V102H54ZM61 103H62V102H61ZM75 103H76V102H75ZM89 103H90V102H89ZM141 103H142V102H141ZM146 103H147V102H146ZM169 103H170V102H169ZM169 103H168V104H169ZM171 103H170V104H171ZM209 103H210V102H209ZM211 103H212V102H211ZM234 103H235V101H234ZM247 103H248V102H247ZM263 103H264V102H263ZM8 104H9V103H8ZM12 104H13V103H12ZM73 104H74V103H73ZM105 104H106V103H105ZM115 104H116V103H115ZM127 104H128V103H127ZM135 104H136V103H135ZM137 104H138V103H137ZM170 104H169V105H170ZM179 104H180V102H179ZM193 104L195 105V103H193ZM230 104H231V103H230ZM242 104H243V103H242ZM259 104H260V103H259ZM4 105H5V104H4ZM19 105H20V104H19ZM40 105H41V104H40ZM55 105H56V103H55ZM90 105H91V104H90ZM102 105H103V104H102ZM143 105H144V103H143ZM151 105H152V104H150L149 106H151ZM169 105H168V106H169ZM172 105H173V104H172ZM185 105H186V104H185ZM204 105H205V104H204ZM211 105H212V104H211ZM226 105H227V104H226ZM226 105H225V106H226ZM235 105H236V104H235ZM243 105H244V104H243ZM243 105H242V107H246L245 105H247V104H245L244 106H243ZM248 105H250V104H248ZM79 106H80V105H79ZM94 106H96V105H94ZM99 106H100V105H99ZM105 106H106V105H105ZM105 106H104V107H105ZM114 106H115V105H114ZM141 106H142V105H141ZM158 106H159V104H158ZM175 106H176V105H175ZM190 106H192V105H190ZM240 106H241V105H240ZM250 106H251V105H250ZM91 107H92V106H91ZM102 107H103V106H102ZM106 107H107V106H106ZM108 107H109V106H108ZM112 107H113V106H112ZM134 107H135V106H134ZM169 107H171V105H170ZM173 107H174V106H173ZM183 107H184V106H183ZM206 107H207V105H206ZM209 107H210V106H209ZM213 107H214V105H213ZM254 107H255V106H254ZM13 108H14V107H13ZM34 108L36 109V107H34ZM71 108H72V107H71ZM78 108H79V107H78ZM84 108H85V107H84ZM89 108H90V106H89ZM114 108H115V107H114ZM114 108H113V109H114ZM118 108H119V107H118ZM128 108H130V107H128ZM128 108H127V111H128ZM131 108H132V107H131ZM148 108H149V107H148ZM159 108H160V107H159ZM159 108H158V109H159ZM163 108H164V105H163ZM167 108H168V107L165 106V109H167ZM178 108H179V107H178ZM180 108H182V107H180ZM184 108H185V107H184ZM10 109H12V108H11L10 106H8V105L5 107L4 111H6V114H7V112L11 113V111H9ZM14 109H15V108H14ZM14 109H13V110H14ZM18 109H20V107H19ZM47 109H48V107H47ZM51 109H52V108H51ZM105 109H106V108H105ZM124 109H125V108H124ZM138 109H139V108H138ZM144 109H146V107L143 108V110H144ZM158 109H157V113H158ZM160 109H161V108H160ZM168 109H169V108H168ZM185 109H186V108H185ZM204 109H205V108H204ZM206 109H207V108H206ZM229 109H230V108H229ZM233 109H234V108H233ZM254 109H255V108H254ZM62 110L64 111V109H62ZM102 110H103V108H102ZM130 110H131V109H130ZM132 110H133V109H132ZM132 110H131V111H132ZM135 110H136V109H135ZM135 110H133V111H135ZM141 110H142V109H141ZM152 110H154L153 107H152ZM161 110H162V109H161ZM209 110H210V109H209ZM211 110H212V109H211ZM235 110H236V108H235ZM238 110H239V109H238ZM22 111H23V110H22ZM22 111H21V112H22ZM26 111H27V110H26ZM28 111H29V110H28ZM32 111H33V110H32ZM54 111H55V110H54ZM67 111H68V110H67ZM79 111H80V110H79ZM89 111H90V110H89ZM104 111H105L104 115H106V110H104ZM109 111H110V110H109ZM136 111H137V110H136ZM154 111H155V110H154ZM162 111H163V110H162ZM162 111H161V112H162ZM176 111H177V110H176ZM178 111H179V110H178ZM200 111H201V110H200ZM220 111H221V110H220ZM228 111H229V110H228ZM232 111H233V110H232ZM248 111H249V110H248ZM251 111H252V110H251ZM263 111H264V109H263ZM29 112H30V111H29ZM55 112H56V111H55ZM68 112H69V111H68ZM77 112H78V111H77ZM86 112H87V111H86ZM111 112H113V111L111 110ZM123 112H124V111H123ZM129 112H130V111H129ZM142 112H143V111H142ZM148 112L150 113L149 109H148ZM151 112H152V111H151ZM161 112H160V113H161ZM196 112H197V111H196ZM204 112H205V111H204ZM207 112H208V110H207ZM217 112H218V111H217ZM222 112H223V111H222ZM233 112H234V111H233ZM238 112H239V111H238ZM3 113H4V112H3ZM9 113H8V115H9ZM42 113H43V112H42ZM114 113H115V112H114ZM114 113H113V115H114ZM126 113H127V112H126ZM143 113H144V112H143ZM157 113H154V115H156ZM162 113H163V112H162ZM179 113H180V111H179ZM185 113H186V112H185ZM189 113H190V112H189ZM198 113H199V112H198ZM201 113H202V112H201ZM205 113H206V112H205ZM205 113H204V114H205ZM209 113H210V112H209ZM223 113H224V112H223ZM241 113H242V111H241ZM256 113H257V112H256ZM0 114H1V113H0ZM40 114H41V113H40ZM68 114H69V113H68ZM86 114H87V113H86ZM102 114H103V113H102ZM116 114H117V113H116ZM134 114H135V112H134ZM144 114H145V113H144ZM158 114H159V113H158ZM164 114H165V112H164ZM167 114H168V113H167ZM196 114H197V113H196ZM210 114H211V113H210ZM210 114H209V115H210ZM226 114H227V112H226ZM228 114H229V113H228ZM228 114H227V115H228ZM235 114H236V113H235ZM238 114L240 115V113H238ZM248 114H249V112H248ZM11 115H12V113H11ZM15 115H16V114H15ZM107 115H108V114H107ZM127 115H128V114H127ZM135 115H136V114H135ZM148 115H149V114H148ZM159 115H160V114H159ZM178 115H179V114H178ZM197 115H198V114H197ZM214 115H215V113H214ZM229 115H232V114H229ZM236 115H237V114H236ZM242 115H243V114H242ZM244 115H245V114H244ZM12 116H13V115H12ZM23 116H24V115H23ZM44 116H45V115H44ZM116 116H117V115H116ZM146 116H147V115H146ZM149 116H151V115H149ZM152 116H153V115H152ZM152 116H151V117H152ZM160 116H161V115H160ZM170 116H171V115H170ZM190 116H191V115H190ZM246 116H247V115H246ZM246 116H244V117H246ZM249 116H250V115H249ZM260 116H261V115H260ZM0 117H2V116H0ZM10 117H11V116H10ZM16 117H17V116H16ZM19 117H20V116H19ZM29 117H30V116H29ZM45 117H46V116H45ZM87 117H88V116H87ZM110 117H111V116H110ZM137 117H138V116H137ZM137 117H136V118H137ZM143 117H144V116H143ZM155 117H156V116H155ZM163 117L165 118V116H163ZM177 117H178V116H177ZM181 117H182V116H181ZM201 117H202V116H201ZM204 117H206V116H204ZM211 117H212V116H211ZM218 117H219V115H218ZM218 117H216V118H218ZM247 117H248V116H247ZM262 117H263V116H262ZM262 117H261V118H262ZM32 118H33V117H32ZM40 118H41V117H40ZM60 118H61V117H60ZM84 118H85V117H84ZM89 118H90V117H89ZM106 118H107V117H106ZM112 118H113V117H112ZM131 118H132V117H131ZM146 118H147V117H146ZM156 118H157V117H156ZM156 118H153V119H156ZM160 118H161V117H160ZM229 118H230V117H229ZM8 119H9V118H8ZM16 119H17V118H16ZM45 119H46V118H45ZM69 119H70V118H69ZM73 119H75V118H73ZM79 119L82 120V118H79ZM96 119H97V118H96ZM115 119H116V117H115ZM134 119H135V117H134ZM137 119H140V118H137ZM158 119H159V118H158ZM170 119H171V118H170ZM180 119H182V118H180ZM208 119H209V118H208ZM242 119H243V118H242ZM70 120H71V119H70ZM86 120H87V119H86ZM91 120H92V119H91ZM149 120H150V119H149ZM166 120H167V117H166ZM173 120H174V119H173ZM188 120H189V119H188ZM194 120H195V119H194ZM209 120H210V119H209ZM263 120H264V119H263ZM0 121H1V120H0ZM15 121H16V120H15ZM19 121H20V120H19ZM24 121H25V120H24ZM34 121H35V120H34ZM34 121H33V122H34ZM60 121H61V120H60ZM75 121H77V120L75 119ZM84 121H85V120H84ZM87 121H88V120H87ZM105 121H106V120H105ZM112 121H113V120H112ZM116 121H117V120H116ZM131 121H132V120H131ZM134 121H135V120H134ZM146 121H147V120H146ZM150 121L152 122V120H150ZM154 121H155V120H154ZM160 121H162V119H161ZM176 121H177V120H175V122H176ZM178 121H179V120H178ZM181 121H182V120H181ZM191 121H192V120H191ZM203 121H204V120H203ZM213 121H214V120H213ZM233 121H235V120L233 119ZM30 122H31V121H30ZM58 122H59V121H58ZM72 122H73V121H72ZM81 122H82V121H81ZM93 122H94V119H93ZM137 122H138V121H137ZM139 122H140V121H139ZM157 122H158V121H157ZM165 122H166V121H165ZM189 122H190V121H189ZM217 122H218V121H217ZM238 122H239V120H238ZM254 122H255V121H254ZM254 122H253V123H254ZM259 122H260V121H259ZM263 122H264V121H263ZM10 123H11V122H10ZM17 123H18V122H17ZM24 123H25V122H24ZM61 123H62V122H61ZM66 123H67V122H66ZM83 123H84V122H83ZM87 123H88V122H87ZM115 123H116V122H115ZM147 123H149V122H147ZM152 123H153V122H152ZM162 123H163V121H162ZM177 123H178V122H177ZM244 123H245V122H244ZM18 124H19V123H18ZM18 124H17V125H18ZM21 124H22V122H21ZM54 124H55V123H54ZM56 124H57V123H56ZM93 124H94V123H93ZM141 124H142V123H141ZM157 124H158V123H156V125H157ZM198 124H200V123H198ZM209 124H210V123H209ZM218 124H220V123H218ZM218 124H217V125H218ZM239 124H240V123H239ZM6 125H7V124H6ZM10 125H11V124H10ZM30 125H31V124H30ZM30 125H29V126H30ZM42 125H43V124H42ZM80 125L82 126V124H80ZM91 125H92V124H91ZM96 125H97V123H96ZM101 125H102V124H101ZM114 125H115V124H114ZM120 125H122V124H120ZM149 125H150V124H149ZM149 125H148V126H149ZM153 125H154V124H153ZM178 125H180V124H178ZM184 125H185V124H184ZM195 125H196V124H195ZM19 126H20V125H19ZM32 126H33V125H32ZM34 126H35V125H34ZM37 126H39V125H36V127H37ZM49 126H50V125H49ZM51 126H52V125H51ZM51 126H50V127H51ZM61 126H62V125H61ZM69 126H70V124H69ZM69 126H68V127H69ZM84 126H85V125H84ZM99 126H100V125H99ZM102 126H103V125H102ZM104 126H105V125H104ZM104 126H103V127H104ZM129 126H130V125H129ZM141 126H142V125H141ZM157 126H158V125H157ZM170 126H171V125H170ZM174 126H175V125H174ZM198 126H199V125H198ZM258 126H259V125H258ZM0 127H1V126H0ZM7 127H8V126H7ZM7 127H6V128H7ZM10 127H11V126H10ZM22 127H23V126H22ZM66 127H67V126H66ZM68 127H67V128H68ZM76 127H77V125H76ZM94 127H96V126H94ZM125 127H126V126H125ZM125 127H123V128H125ZM135 127H136V126H135ZM135 127H134V128H135ZM138 127H139V126H138ZM145 127H146V126H145ZM165 127H166V126H165ZM193 127H194V126H193ZM209 127H210V125H209ZM215 127H216V126H215ZM221 127H222V126H221ZM18 128H19V127H18ZM18 128H17V126H16V129H18ZM20 128H21V127H20ZM32 128H33V127H32ZM32 128H31V129H32ZM40 128H41V127H40ZM40 128H39V129H40ZM42 128H43V127H42ZM67 128H66V129H67ZM81 128H82V127H81ZM81 128H80V129H81ZM100 128H102V127H100ZM130 128H131V127H130ZM140 128H141V127H140ZM140 128H139V130H140ZM146 128H148V127H146ZM217 128H218V127H217ZM230 128H231V127H230ZM232 128H233V127H232ZM237 128H238V127H237ZM21 129H22V128H21ZM39 129H38V130H39ZM69 129H70V128H69ZM76 129H77V128H76ZM92 129H93V128H92ZM94 129H95V128H94ZM94 129H93V130H94ZM107 129H108V128H107ZM112 129H113V128H112ZM196 129H197V128H196ZM203 129H204V128H203ZM215 129H216V128H215ZM226 129H227V128H226ZM257 129H258V128H257ZM260 129H261V126H260ZM19 130H20V129H19ZM49 130H50V129H49ZM60 130H61V129H60ZM67 130H68V129H67ZM87 130H88V129H87ZM87 130H86V131H87ZM99 130H101V129H99ZM124 130H126V129H124ZM194 130H195V129H194ZM217 130H218V129H217ZM222 130H223V129H222ZM233 130H234V129H233ZM237 130H238V129H237ZM1 131H2V130H1ZM5 131H6V130H5ZM24 131H25V130H24ZM29 131H30V130H29ZM43 131H44V130H43ZM69 131H70V130H69ZM69 131H68V132H69ZM80 131H81V130H80ZM83 131H84V130H83ZM105 131H106V130H105ZM147 131H148V130H147ZM157 131H158V129H157ZM166 131H168V130H166ZM173 131H174V130H173ZM173 131H172V132H173ZM185 131H186V130H185ZM202 131H203V130H202ZM223 131H224V130H223ZM256 131H257V130H256ZM6 132H10V130H9V131H6ZM41 132H42V129H41ZM175 132H176V131H175ZM196 132H197V131H196ZM245 132H246V131H245ZM18 133H19V132L17 131L16 133L12 134V136H11L10 138H9V136H8L9 144H12V143H13L14 147H15V144H17L18 141H19V135H22V134H18ZM35 133H36V132H35ZM42 133H44V132H42ZM45 133H46V132H45ZM47 133H48V132H47ZM58 133H60V131H59ZM58 133H57V134H58ZM63 133H64V132H63ZM66 133H67V132H66ZM69 133H70V132H69ZM76 133H80V132H79V131H78V132L76 131ZM88 133H89V132H88ZM96 133H97V132H96ZM117 133H118V132H117ZM130 133H131V131H130ZM140 133H141V131H140ZM152 133H153V129H152ZM158 133H159V132H158ZM233 133H234V132H233ZM253 133H254V132H253ZM0 134H1V133H0ZM57 134H56V135H57ZM82 134H83V133H82ZM91 134H92V133H91ZM136 134H138V133H136ZM141 134H142V133H141ZM165 134H166V133H165ZM170 134H172V133H170ZM173 134H174V133H173ZM230 134H231V133H230ZM258 134H259V132H258ZM6 135H7V133H6ZM8 135H10V133H9ZM69 135H70V134H69ZM75 135H76V134H75ZM75 135H74V137H75ZM128 135H129V134H128ZM131 135H132V134H131ZM160 135H161V134H160ZM227 135H228V134H227ZM227 135H226V136H227ZM231 135H232V134H231ZM231 135H230V136H231ZM29 136H30V134H29ZM32 136H34V135H32ZM41 136H42V134H41ZM45 136H46V135H45ZM54 136H55V135H54ZM79 136H80V135H79ZM149 136H150V135H149ZM149 136H148V137H149ZM190 136H191V135H190ZM254 136H255V133H254ZM21 137H22V136H21ZM39 137H40V135H39ZM43 137H44V135H43ZM57 137H60V136H57ZM137 137H139V136H137ZM152 137H154V136H152ZM195 137H196V136H195ZM224 137H225V134H224ZM242 137H243V136H242ZM250 137H252V136L250 135ZM255 137H256V136H255ZM24 138H26V137H24ZM30 138H31V137H30ZM48 138H49V137H48ZM48 138H47V139H48ZM55 138H56V137H55ZM55 138H52V139L54 140ZM66 138H67V136L65 137V140H66ZM72 138H73V137H72ZM87 138H88V137H87ZM93 138H94V137H93ZM93 138H92V139H93ZM128 138H129V137H128ZM139 138H140V137H139ZM146 138H147V137H146ZM164 138H165V137H164ZM175 138H176V137H175ZM190 138H191V137H190ZM230 138H233V137H230ZM20 139H22V138H20ZM37 139H39V138H37ZM40 139H41V138H40ZM60 139H61V138H60ZM67 139H69V137H68ZM109 139H110V138H109ZM143 139H144V138H143ZM181 139H183V138H181ZM238 139H239V138H238ZM252 139H254V137H252ZM258 139H259V138H258ZM1 140H2V139H1ZM17 140H18V141H17ZM56 140H58V139H56ZM56 140H55V141H56ZM76 140H77V139H76ZM97 140H98V139H97ZM122 140H123V138H122ZM130 140H131V139H130ZM148 140H150V139L148 138ZM193 140H194V139H193ZM193 140H191V141H193ZM209 140H210V139H209ZM228 140H229V138H228ZM239 140H240V139H239ZM239 140H238V141H239ZM244 140H245V139H244ZM247 140H248V139H247ZM247 140H246V141H247ZM16 141H17V143H16ZM28 141H29V140H28ZM30 141H31V139H30ZM33 141H34V140H33ZM40 141L42 142V140H40ZM87 141H88V140H87ZM106 141H107V140H106ZM116 141H117V140H116ZM151 141H152V140H151ZM174 141H175V139H174ZM174 141H173V143H174ZM6 142H7V143H6ZM14 142H15V143H14ZM22 142H23V141H22ZM22 142H20V144H21ZM26 142H27V141H26ZM36 142H37V140H36ZM47 142H48V141H47ZM52 142H53V141H52ZM56 142H57V141H56ZM62 142H63V141H62ZM94 142H95V141H94ZM98 142H99V141H98ZM175 142H176V141H175ZM229 142H230V141H229ZM243 142H244V141H243ZM243 142H242V143H243ZM248 142H249V140H248ZM5 143L7 144V145L5 144L6 147H7V146H8V141L6 140ZM28 143H29V142H28ZM38 143H39V142H38ZM59 143L61 144V142H59ZM77 143H78V141H77ZM82 143H83V142H82ZM84 143H85V142H84ZM88 143H89V142H88ZM95 143H96V142H95ZM95 143H94V144H95ZM104 143H105V142H104ZM140 143H141V142H140ZM140 143H139V144H140ZM158 143H159V142H158ZM166 143H167V142H166ZM181 143H182V142H181ZM188 143H189V141H188ZM209 143H210V142H209ZM222 143H223V142H222ZM239 143H240V142H239ZM255 143H256V142H255ZM18 144H19V143H18ZM22 144H23V143H22ZM22 144H21V145H22ZM40 144H41V143H40ZM142 144H143V143H142ZM145 144H146V143H145ZM150 144H151V143H150ZM159 144H160V143H159ZM206 144L208 145V143H206ZM233 144H234V143H233ZM252 144H253V143H252ZM1 145H2V144H1ZM1 145H0V146H1ZM26 145H27V144H26ZM26 145H24V146H26ZM34 145H35V143H34ZM76 145H77V144H76ZM87 145H88V144H87ZM116 145H117V144H116ZM180 145H181V144H180ZM214 145H215V144H214ZM219 145H220V144H219ZM228 145H229V144H228ZM230 145H231V144H230ZM239 145H240V144H239ZM2 146H3V145H2ZM29 146H30V145H29ZM35 146H37V145H35ZM52 146H53V145H52ZM65 146H66V145H65ZM94 146H95V145H94ZM99 146H100V145H99ZM127 146H128V145H127ZM141 146H142V145H141ZM173 146H174V144H173ZM188 146H190V145H188ZM215 146H216V145H215ZM259 146H261V145H259ZM8 147H9V146H8ZM19 147H20V145H19ZM68 147H69V146H68ZM89 147H90V145H89ZM113 147H114V146H113ZM138 147H139V146H138ZM191 147H192V146H191ZM218 147H219V146H218ZM253 147H254V146H253ZM257 147H258V146H257ZM261 147H262V146H261ZM12 148H13V146H12ZM20 148H22V146H21ZM24 148H25V147H24ZM43 148H44V147H43ZM63 148H64V146H63ZM130 148H131V147H130ZM181 148H182V147H181ZM185 148H186V147H185ZM220 148H221V147H220ZM3 149H4V148H3ZM8 149H9V148H8ZM14 149L16 150V147H15ZM26 149H28V148H26ZM47 149H48V148H47ZM51 149H53V148L51 147ZM68 149H69V148H68ZM119 149H120V147H119ZM153 149H154V148H153ZM172 149H173V148H172ZM224 149H225V148H224ZM232 149H233V148H232ZM241 149H242V148H241ZM255 149H257V148H255ZM19 150H20V149H19ZM19 150H17V151L19 152ZM53 150H54V149H53ZM102 150H103V149H102ZM127 150H128V149H127ZM159 150H160V148H159ZM178 150H179V149H178ZM182 150H183V149H182ZM189 150H190V149H189ZM201 150H202V149H201ZM20 151H21V150H20ZM22 151H23V149H22ZM28 151H29V150H28ZM48 151H49V150H48ZM94 151H95V150H94ZM140 151H141V150H139V152H140ZM156 151H157V150H156ZM202 151H203V150H202ZM209 151H210V150H209ZM235 151H236V150H235ZM26 152H27V151H26ZM26 152H25V153H26ZM32 152H33V151H32ZM37 152H39V151H37ZM88 152H89V150H88ZM126 152H127V151H126ZM153 152H154V151H153ZM188 152H189V151H188ZM249 152H250V151H249ZM261 152H262V151H261ZM263 152H264V151H263ZM9 153H10V152H9ZM16 153H17V152H16ZM49 153H51V152H49ZM55 153H56V152H55ZM92 153H93V152H92ZM103 153H104V152H103ZM116 153H117V152H116ZM142 153H143V152H142ZM194 153H196V152H194ZM258 153H259V152H258ZM2 154H3V153H2ZM10 154H11V153H10ZM20 154H21V153H20ZM26 154H27V153H26ZM26 154H25V155H26ZM34 154H35V153H34ZM34 154H32V155H34ZM41 154H42V153H41ZM45 154H46V153H45ZM73 154H74V153H73ZM134 154H135V153H134ZM136 154H137V153H136ZM170 154H171V153H170ZM183 154H184V153H183ZM215 154H216V153H215ZM235 154H236V153H235ZM262 154H263V153H262ZM17 155H19V153H18ZM21 155H22V154H21ZM28 155H30V154L28 153ZM47 155H48V154H47ZM61 155H62V154H61ZM75 155H76V153H75ZM77 155H78V154H77ZM111 155H112V154H111ZM145 155H146V154H145ZM155 155H156V154H155ZM194 155H196V154H194ZM208 155H209V154H208ZM226 155H227V154H226ZM242 155H243V154H242ZM19 156H20V155H19ZM59 156H60V155H59ZM92 156H93V155H92ZM97 156H98V155H97ZM153 156H154V155H153ZM200 156H201V155H200ZM2 157H3V156H2ZM13 157H16V156H13ZM13 157H12V159H13ZM54 157H55V154H54ZM61 157H62V156H61ZM72 157H73V156H72ZM105 157H106V156H105ZM137 157H138V156H137ZM161 157H162V156H161ZM169 157H170V155H169ZM183 157H184V156H183ZM183 157H182V158H183ZM202 157H203V156H202ZM217 157H218V156H217ZM46 158H48V157H46ZM82 158H83V157H82ZM84 158H85V157H84ZM90 158H91V157H90ZM96 158H97V157H96ZM116 158H118V157H116ZM226 158H227V157H226ZM259 158H260V157H258V160H259ZM6 159H7V158H6ZM37 159H38V158H37ZM50 159H51V158H50ZM55 159H56V158H55ZM60 159H61V158H60ZM60 159H59V160H60ZM73 159H74V158H73ZM91 159H92V158H91ZM140 159H141V158H140ZM140 159H139V160H140ZM146 159H148V158H146ZM175 159H176V158H175ZM190 159H192V158H190ZM219 159H220V158H218V160H219ZM243 159H244V158H243ZM250 159H251V158H250ZM255 159H256V158H255ZM31 160H32V159H31ZM151 160H152V158H151ZM196 160H197V159H196ZM211 160H212V159H211ZM215 160H216V159H215ZM218 160H217V161H218ZM263 160H264V159H263ZM6 161H7V160H6ZM12 161H14V160H12ZM20 161H21V160H20ZM33 161H34V160H33ZM38 161H39V159H38ZM46 161H47V160H46ZM53 161H54V160H53ZM72 161H73V160H72ZM76 161H77V158H76ZM81 161H82V159H81ZM91 161H92V160H91ZM132 161H133V160H132ZM137 161H138V159H137ZM156 161H157V160H156ZM159 161H160V160H159ZM161 161H162V159H161ZM167 161H168V160H167ZM222 161H223V160H222ZM224 161H225V160H224ZM232 161H233V159H232ZM244 161H246V160H244ZM18 162H19V161H18ZM21 162H22V161H21ZM28 162H29V161H28ZM48 162H50V161H48ZM59 162H60V161H58V163H59ZM83 162H84V161H83ZM110 162H111V161H110ZM163 162H164V161H163ZM169 162H170V161H169ZM178 162H179V161H178ZM207 162H208V161H207ZM219 162H220V161H219ZM34 163H35V162H34ZM60 163H61V162H60ZM73 163H74V162H73ZM73 163H72V164H73ZM80 163H81V162H80ZM128 163H129V162H128ZM208 163H209V162H208ZM214 163H215V162H214ZM261 163H262V162H261ZM1 164H2V163H1ZM13 164H14V163H13ZM49 164H51V163H49ZM53 164H54V162H53ZM69 164H71V163H69ZM78 164H79V163H78ZM121 164H122V163H121ZM129 164H130V163H129ZM134 164H135V163H134ZM147 164H148V163H147ZM147 164H146V166H147ZM158 164L160 165V163H158ZM182 164H183V163H182ZM234 164H235V163H234ZM65 165H66V164H65ZM79 165H80V164H79ZM104 165H105V164H104ZM108 165H109V163H108ZM114 165H115V164H114ZM151 165H152V163H151ZM190 165H191V164H190ZM209 165H210V164H209ZM26 166H27V165H26ZM30 166H31V165H30ZM41 166H42V165H41ZM161 166H162V165H161ZM184 166H185V165H184ZM234 166H235V165H234ZM255 166H256V165H255ZM2 167H3V166H2ZM37 167H38V166H37ZM53 167H54V166H53ZM88 167H89V166H88ZM122 167H123V166H122ZM134 167H135V166H134ZM149 167H150V166H149ZM180 167H181V166H180ZM208 167H210V166H208ZM215 167H216V166H215ZM224 167H225V166H224ZM236 167H237V166H236ZM240 167H241V166H240ZM6 168H7V167H6ZM46 168H47V167H46ZM50 168H51V167H50ZM66 168H67V167H66ZM106 168H107V167H106ZM129 168H130V167H129ZM132 168H133V167H132ZM135 168H136V167H135ZM135 168H134V169H135ZM147 168H148V167H147ZM206 168H207V167H206ZM220 168H221V167H220ZM262 168H264V167H262ZM15 169H16V164H15ZM15 169H14V170H15ZM19 169H20V167H19ZM27 169H28V168H27ZM36 169H37V168H36ZM64 169H65V168H64ZM67 169H68V168H67ZM70 169H71V168H70ZM77 169H78V168H77ZM98 169H99V168H98ZM130 169H131V168H130ZM185 169H186V168H185ZM201 169H202V168H201ZM217 169H218V168H217ZM28 170H29V169H28ZM80 170H81V169H80ZM111 170H113V168H112ZM123 170H125V169H123ZM123 170H122V171H123ZM140 170H141V169H140ZM153 170H154V169H153ZM161 170H162V169H161ZM182 170H183V169H182ZM211 170H213V169H211ZM219 170H220V169H219ZM227 170H228V169H227ZM7 171H8V170H7ZM7 171H6V172H7ZM9 171H10V170H9ZM21 171H22V169H21ZM33 171H34V170H33ZM44 171H45V170H44ZM60 171H61V170H60ZM129 171H130V170H129ZM167 171H169V170H167ZM208 171H209V170H208ZM216 171H218V170H216ZM234 171H235V170H234ZM4 172H5V171H4ZM25 172H26V171H25ZM25 172H24V173H25ZM35 172H36V171H35ZM47 172H48V171H47ZM96 172H98V171H96ZM133 172H134V171H133ZM143 172H144V171H143ZM148 172H149V171H148ZM157 172H158V170H157ZM176 172H177V171H176ZM196 172H197V171H196ZM205 172H206V171H205ZM223 172H224V171H223ZM263 172H264V171H263ZM13 173H14V172H13ZM53 173H54V172H53ZM53 173H52V175H54ZM60 173H61V172H60ZM110 173H111V172H110ZM122 173H123V172H122ZM134 173H135V172H134ZM153 173H154V172H153ZM233 173H234V172H233ZM58 174H59V173H58ZM71 174H72V173H71ZM99 174H100V173H99ZM145 174H146V173H145ZM169 174H170V173H169ZM171 174H172V172H171ZM254 174H255V173H254ZM10 175H11V174H10ZM18 175H20L19 172H18ZM36 175H37V173H36ZM113 175H114V174H113ZM124 175H125V174H124ZM128 175H129V173H128ZM185 175H187V174H185ZM191 175H192V174H191ZM201 175H202V174H201ZM205 175H206V173H205ZM40 176H41V175H40ZM43 176H44V175H43ZM69 176H70V175H69ZM133 176H134V175H133ZM140 176H142V175H140ZM150 176H151V175H150ZM152 176H153V175H152ZM154 176H155V175H154ZM194 176H195V175H194ZM31 177H32V175H31ZM55 177H56V176H55ZM55 177H54V178H55ZM60 177H61V176H60ZM131 177H132V176H131ZM134 177H135V176H134ZM195 177H196V176H195ZM251 177H252V176H251ZM7 178H8V177H7V174H5V173H1V174H0V181H1V182H2V181L5 182V184H6V185L8 184V186H10V185L14 182V180L16 179L15 177H14V178H8V179H7ZM38 178H39V177H38ZM56 178H57V177H56ZM188 178H189V177H188ZM199 178H200V177H199ZM212 178H213V177H212ZM221 178H223V177H221ZM224 178H225V177H224ZM238 178H239V177H238ZM247 178H248V177H247ZM260 178H261V177H260ZM263 178H264V177H263ZM39 179H40V178H39ZM39 179H38V180H39ZM71 179H72V178H71ZM175 179H176V178H175ZM201 179H202V178H201ZM205 179H206V178H205ZM205 179H204V180H205ZM213 179H214V178H213ZM213 179H212V180H213ZM17 180H20V179H17ZM21 180H22V179H21ZM29 180H30V179H29ZM32 180H33V179H32ZM43 180H44V179H43ZM51 180H52V179H51ZM85 180H86V179H85ZM104 180H105V179H104ZM129 180H130V179H129ZM129 180H128V181H129ZM151 180H152V179H151ZM151 180H150V181H151ZM176 180H177V179H176ZM241 180H242V179H241ZM24 181H25V180H24ZM30 181H31V180H30ZM52 181H53V180H52ZM150 181H149V182H150ZM196 181H197V179H196ZM238 181H239V180H238ZM20 182H21V181H20ZM32 182H34V181H32ZM38 182H39V181H38ZM40 182H41V181H40ZM89 182H90V181H89ZM129 182H130V181H129ZM136 182H137V181H136ZM214 182H215V181H214ZM225 182H226V181H225ZM230 182H231V181H230ZM239 182H242V181H239ZM247 182H248V181H247ZM252 182H253V181H252ZM262 182H263V181H262ZM145 183H146V182H145ZM145 183H144V184H145ZM184 183H185V182H184ZM216 183H217V182H216ZM253 183H254V182H253ZM33 184L35 185V183H33ZM45 184H46V183H45ZM68 184H69V183H68ZM120 184H121V182H120ZM126 184H128V183H126ZM173 184H174V183H173ZM199 184H200V183H199ZM235 184H236V183H235ZM21 185H22V184H21ZM39 185H40V184H39ZM114 185H115V183H114ZM121 185H122V184H121ZM147 185H148V184H147ZM151 185H152V184H151ZM151 185H150V186H151ZM166 185H167V184H166ZM179 185H180V184H179ZM253 185H254V184H253ZM36 186H37V185H36ZM56 186H57V185H56ZM115 186H116V185H115ZM171 186H172V185H171ZM173 186H174V185H173ZM188 186H189V185H188ZM217 186H218V185H217ZM228 186H229V185H228ZM255 186H256V185H255ZM261 186H262V185H261ZM1 187H2V186H1ZM70 187H71V186H70ZM80 187H81V186H80ZM106 187H107V186H106ZM123 187H124V186H123ZM152 187H153V186H152ZM161 187H162V186H161ZM210 187H211V186H210ZM229 187H230V186H229ZM30 188H31V187H30ZM32 188H34V187H32ZM177 188H178V187H177ZM185 188H186V187H185ZM212 188H213V187H212ZM216 188H217V187H216ZM221 188H222V187H221ZM233 188H234V186H233ZM1 189H2V188H1ZM1 189H0V191H1ZM11 189H12V188H11ZM90 189H92V188L90 187ZM96 189H97V188H96ZM104 189H105V188H104ZM107 189H108V188H107ZM119 189H120V188H119ZM121 189H122V188H121ZM153 189H154V188H153ZM179 189H180V187H179ZM189 189H190V188H189ZM197 189H198V188H197ZM222 189H223V188H222ZM225 189H226V188H225ZM228 189H229V188H228ZM252 189H253V188H252ZM35 190H36V189H35ZM35 190H34V191H35ZM168 190H169V189H168ZM191 190H192V189H191ZM213 190H214V189H213ZM23 191H24V190H23ZM91 191H92V190H91ZM96 191H97V190H96ZM108 191H109V190H108ZM118 191H119V190H118ZM221 191H222V190H221ZM259 191H260V190H259ZM3 192H4V191H3ZM3 192H2V193H3ZM48 192H49V191H48ZM58 192H59V191H58ZM112 192H113V191H112ZM153 192H154V191H153ZM190 192H191V191H189V193H190ZM192 192H193V191H192ZM201 192H202V191H201ZM5 193H6V192H5ZM24 193H25V192H24ZM35 193H36V192H35ZM49 193H50V192H49ZM71 193H72V192H71ZM84 193H85V192H84ZM197 193H198V192H197ZM219 193H220V192H219ZM246 193H247V192H246ZM10 194H11V193H10ZM12 194H14V193H12ZM72 194H73V193H72ZM99 194H100V193H99ZM131 194H133V193H131ZM190 194H191V193H190ZM215 194H216V193H215ZM23 195L26 196L25 194H23ZM60 195H61V194H60ZM69 195H70V194H69ZM97 195H98V194H97ZM193 195H194V194H193ZM0 196H2V195L0 194ZM14 196H15V195H14ZM30 196H31V195H30ZM39 196H40V195H39ZM39 196H38V197H39ZM114 196H115V195H114ZM204 196H205V195H204ZM251 196H252V195H251ZM5 197H6V196H5ZM11 197H12V196H11ZM36 197H37V196H36ZM50 197H51V196H50ZM108 197H109V196H108ZM170 197H171V196H170ZM176 197H177V196H176ZM200 197H201V196H200ZM205 197H206V196H205ZM205 197H204V198H205ZM215 197H216V196H215ZM224 197H225V196H224ZM239 197L241 198V196H239ZM2 198H3V197H2ZM7 198L9 199V197H7ZM29 198H30V197H29ZM69 198H70V197H69ZM99 198H100V197H99ZM125 198H126V197H125ZM125 198H124V199H125ZM213 198H214V197H213ZM16 199H18V198H16ZM59 199H60V198H59ZM65 199H66V198H65ZM94 199H95V198H94ZM101 199H102V198H101ZM153 199H154V198H153ZM160 199H161V198H160ZM191 199H192V198H191ZM205 199H206V198H205ZM205 199H204V200H205ZM237 199H238V198H237ZM250 199H251V198H250ZM256 199H257V198H256ZM106 200H107V199H106ZM109 200H110V199H109ZM134 200H135V199H134ZM141 200H142V199H141ZM208 200H209V199H208ZM220 200H221V199H220ZM24 201H25V199H24ZM37 201H38V200H37ZM43 201H44V200H43ZM55 201H56V200H55ZM98 201H99V200H98ZM142 201H143V200H142ZM142 201H141V202H142ZM154 201H155V200H154ZM154 201H153V202H154ZM174 201H175V199H174ZM41 202H42V201H41ZM70 202H71V201H70ZM104 202H105V200H104ZM125 202H126V200H125ZM133 202H134V201H133ZM178 202H179V201H178ZM217 202H218V201H217ZM242 202H243V201H242ZM6 203H7V204L10 203V201H8V202H6ZM6 203L0 205V212H3V211H4L3 209L5 208V206H7ZM13 203H14V202H13ZM24 203H26V202H24ZM57 203H58V202H57ZM65 203H67V202H65ZM65 203H64V204H65ZM74 203H75V202H74ZM83 203H84V202H83ZM90 203H91V202H90ZM99 203H100V202H99ZM119 203H120V201H119ZM252 203H253V202H252ZM41 204H42V203H41ZM62 204H63V203H62ZM132 204H133V203H132ZM155 204H156V203H155ZM189 204H190V203H189ZM223 204H224V203H223ZM72 205H73V204H72ZM80 205H81V204H80ZM106 205H107V204H106ZM109 205H111V204H109ZM118 205H119V204H118ZM134 205H135V204H134ZM175 205H176V204H175ZM41 206H42V205H41ZM41 206H40V207H41ZM66 206H67V205H66ZM115 206H116V205H115ZM150 206H151V205H150ZM220 206H221V205H220ZM225 206H226V205H225ZM23 207H24V205H23ZM23 207H22V208H23ZM37 207H38V206H37ZM50 207H51V206H50ZM61 207H62V206H61ZM126 207H127V206H126ZM167 207H168V205H167ZM176 207H177V205H176ZM176 207H175V208H176ZM188 207H189V206H188ZM231 207H232V206H231ZM16 208H17V207H16ZM54 208H55V207H54ZM67 208H68V207H67ZM112 208H113V207H112ZM122 208H123V207H122ZM124 208H125V207H124ZM135 208H136V207H135ZM138 208H139V207H138ZM159 208H161V207H159ZM219 208H220V207H219ZM8 209H9V208H8ZM74 209H75V208H74ZM84 209H85V208H84ZM115 209H116V207H115ZM167 209H168V208H167ZM214 209H215V207H214ZM236 209H237V208H236ZM238 209H240V208H238ZM12 210H13V209H12ZM46 210H47V209H46ZM98 210H99V209H98ZM105 210H106V209H105ZM146 210H147V209H146ZM151 210H152V208H151ZM196 210H197V209H196ZM198 210H199V209H198ZM240 210H242V209H240ZM240 210H239V211H240ZM261 210H262V209H261ZM23 211H24V209H23ZM30 211H31L30 216H31L33 213H34V214H35V213H38V211H37L36 209H31ZM91 211H92V210H91ZM94 211H95V210H94ZM124 211H125V210H124ZM178 211H179V210H178ZM251 211H252V210H251ZM251 211H250V212H251ZM4 212H6V211H4ZM18 212H19V211H18ZM20 212H21V211H20ZM58 212H59V211H58ZM86 212H87V211H86ZM166 212H167V211H166ZM222 212H223V211H222ZM224 212H225V211H224ZM231 212H232V211H231ZM241 212H242V211H241ZM75 213H76V212H75ZM80 213H81V212H80ZM82 213H83V212H82ZM91 213H92V212H91ZM159 213H160V212H159ZM178 213H179V212H178ZM213 213H214V212H213ZM260 213H261V212H260ZM4 214H5V213H4ZM10 214H11V212H10ZM39 214H41V213H39ZM39 214H38V215H39ZM56 214H57V211H56ZM63 214H64V213H63ZM63 214H62V215H63ZM83 214H84V213H83ZM149 214H150V213H149ZM195 214H196V213H195ZM227 214H228V213H227ZM233 214H234V213H233ZM248 214H249V213H248ZM2 215H3V214H2ZM11 215H12V214H11ZM98 215H99V214H98ZM98 215H96V216H98ZM113 215H114V214H113ZM151 215H152V214H151ZM262 215H263V214H262ZM4 216H5V215H4ZM9 216H10V215H9ZM9 216H8V217H9ZM58 216H59V215H58ZM64 216H65V215H64ZM83 216H84V215H83ZM124 216H125V215H124ZM160 216H161V215H160ZM1 217H2V216H1ZM12 217H13V216H12ZM14 217H15V216H14ZM14 217H13V219H14ZM28 217H29V214H28ZM34 217H35V216H34ZM50 217H51V216H50ZM53 217H54V216H53ZM81 217H82V216H81ZM143 217H144V216H143ZM217 217H218V216H217ZM227 217H228V216H227ZM252 217H253V216H252ZM19 218H20V216L18 217V220H19ZM25 218H26V217H25ZM36 218H37V217H36ZM144 218H145V217H144ZM155 218H156V217H155ZM175 218H177V217H175ZM211 218H212V217H211ZM151 219H152V218H151ZM160 219H162V218H160ZM213 219H214V218H213ZM231 219H232V217H231ZM240 219H241V218H240ZM9 220H10V219H9ZM21 220H22V219H21ZM26 220H27V219H26ZM44 220H45V219H44ZM62 220H63V219H62ZM65 220H66V219H65ZM73 220H74V219H73ZM113 220H114V219H113ZM113 220H112V221H113ZM180 220H181V219H180ZM224 220H225V219H224ZM235 220H236V219H235ZM245 220H246V219H245ZM253 220H254V219H253ZM7 221H8V220H7ZM22 221H23V220H22ZM49 221H50V220H49ZM52 221H53V220H52ZM57 221H58V220H57ZM57 221H56V222H57ZM68 221H69V220H68ZM93 221H94V220H93ZM136 221H137V220H136ZM240 221H241V220H240ZM250 221H251V219H250ZM9 222L12 223L11 221H9ZM79 222H80V221H79ZM83 222H84V221H83ZM100 222H101V221H100ZM115 222H116V221H115ZM252 222H253V221H252ZM0 223H1V221H0ZM7 223H8V222H7ZM7 223H6V224H7ZM10 223H8L7 225H10ZM16 223H17V222H16ZM23 223H24V222H23ZM31 223H32V222H31ZM37 223H38V222H37ZM93 223H94V222H93ZM95 223H96V222H95ZM126 223H127V222H126ZM215 223H216V222H215ZM240 223H241V222H240ZM26 224H27V223H26ZM56 224H57V223H56ZM63 224H64V223H63ZM63 224H62V225H63ZM88 224H89V223H88ZM122 224H124V223H122ZM131 224H132V223H131ZM145 224H146V223H145ZM151 224H152V223H151ZM166 224H167V223H166ZM221 224H222V223H221ZM244 224H246V223L244 222ZM7 225H6V228H7ZM20 225H21V224H20ZM53 225H54V224H53ZM120 225H121V224H120ZM223 225H224V224H223ZM238 225H239V224H238ZM10 226H11V225H10ZM12 226H13V225H12ZM23 226H24V225H23ZM33 226H34V225H33ZM79 226H80V225H79ZM108 226H109V225H108ZM113 226H114V225H113ZM174 226H175V225H174ZM191 226H192V225H191ZM191 226H190V227H191ZM44 227H45V226H44ZM50 227H51V226H50ZM110 227H111V226H110ZM116 227H117V226H116ZM226 227H227V226H226ZM238 227H239V226H238ZM251 227H252V226H251ZM51 228H52V227H51ZM56 228H57V227H56ZM121 228H122V227H121ZM253 228H254V227H253ZM8 229H9V228H8ZM10 229H11V227H10ZM20 229H21V228H20ZM48 229H49V228H48ZM71 229H72V228H71ZM77 229H78V228H77ZM93 229H94V228H93ZM101 229H102V228H101ZM113 229H114V228H113ZM140 229H141V228H140ZM251 229H252V228H251ZM259 229H260V228H259ZM32 230H33V229H32ZM41 230H42V229H41ZM61 230H62V229H61ZM85 230H86V229H85ZM147 230H148V229H147ZM192 230H193V229H192ZM252 230H254V229H252ZM21 231H22V230H21ZM117 231H118V230H117ZM155 231H156V230H155ZM10 232H11V231H10ZM16 232H17V231H15V233H16ZM24 232H25V231H24ZM27 232H28V231H27ZM39 232H40V231H39ZM62 232H63V230H62ZM85 232H86V231H85ZM223 232H224V231H223ZM20 233H21V232H20ZM33 233H34V232H33ZM188 233H189V232H188ZM193 233H194V232H193ZM199 233H200V232H199ZM220 233H221V232H220ZM12 234H13V233H12ZM23 234L26 235V233H23ZM42 234H44V233H42ZM62 234H63V233H62ZM104 234H105V233H104ZM118 234H119V233H118ZM185 234H187V233H185ZM190 234H191V233H190ZM15 235H16V234H15ZM18 235H21V234H18ZM24 235H23V236L21 235V236L23 237V239H24V237H25ZM36 235H37V234H36ZM45 235H46V234H45ZM51 235H52V233H51ZM77 235H78V234H77ZM107 235H108V234H107ZM150 235H151V234H150ZM157 235H158V234H157ZM164 235H165V234H164ZM211 235H212V234H211ZM12 236H13V235H12ZM112 236H113V235H112ZM152 236H153V235H152ZM154 236H155V235H154ZM197 236H198V235H197ZM7 237H8V236H7ZM7 237H6L5 233H3V232L0 234V239H2V240L5 239V238H7ZM14 237H15V236H14ZM14 237H13V238H14ZM18 237H19V236H18ZM18 237H17V235H16V238H18ZM28 237H29V236H28ZM28 237H26V238H28ZM51 237H52V236H50V238H51ZM187 237H189V236H187ZM225 237H226V236H225ZM26 238H25V239H26ZM30 238H31V237H30ZM42 238H43V237H42ZM50 238H49V239H50ZM120 238H121V237H120ZM174 238H175V237H174ZM9 239H11V236H10ZM23 239H22V240H23ZM32 239H33V237H32ZM98 239H99V238H98ZM180 239H181V238H180ZM14 240H15V239H14ZM35 240H36V239H35ZM35 240H34V241H35ZM43 240H44V239H43ZM45 240H46V239H45ZM86 240H87V239H86ZM155 240H156V239H155ZM11 241H12V240H11ZM77 241H78V240H77ZM87 241H88V240H87ZM212 241H213V240H212ZM51 242H52V241H51ZM99 242H100V241H99ZM253 242H254V241H253ZM13 243H14V242H13ZM18 243H19V242H18ZM18 243H17V244H18ZM41 243H42V242H41ZM43 243H45V242H43ZM199 243H200V242H199ZM210 243H211V242H210ZM45 244H46V243H45ZM51 244H52V243H51ZM65 244H66V243H65ZM132 244H133V243H132ZM157 244H158V243H157ZM57 245H58V244H57ZM69 245H70V244H69ZM174 245H175V244H174ZM191 245H192V244H191ZM219 245H220V244H219ZM9 246H10V245H9ZM9 246H8V247H9ZM16 246H18V245H16ZM41 246H42V245H41ZM49 246H50V245H49ZM51 246H52V245H51ZM107 246H108V245H107ZM197 246H198V245H197ZM5 247H6V246H5ZM10 247H11V246H10ZM24 247H25V246H24ZM33 247H34V246H33ZM70 247H71V246H70ZM88 247H89V246H88ZM176 247H177V246H176ZM237 247H238V246H237ZM25 248H26V247H25ZM29 248H30V247H29ZM44 248H45V247H44ZM79 248H81V247H79ZM119 248H120V247H119ZM241 248H243V247H241ZM18 249H19V248H18ZM42 249H43V248H42ZM42 249H41V250H42ZM77 249H78V248H77ZM99 249H100V248H99ZM99 249H98V250H99ZM152 249H153V248H152ZM167 249H168V248H167ZM174 249H175V248H174ZM245 249H246V248H245ZM0 250H1V249H0ZM9 250H10V248H9ZM9 250H8V251H9ZM34 250H35V249H34ZM48 250H49V249H48ZM55 250H56V249H55ZM121 250H122V249H121ZM2 251H3V250H2ZM11 251H12V250H11ZM17 251H18V250H17ZM17 251H16V252H17ZM23 251H24V250H23ZM43 251H44V250H43ZM83 251H84V250H83ZM169 251H170V250H169ZM195 251H196V250H195ZM201 251H202V250H201ZM212 251H213V250H212ZM236 251H237V250H236ZM0 252H1V251H0ZM9 252H10V251H9ZM9 252H8V253H9ZM16 252H15V254H16ZM32 252H33V251H32ZM35 252H36V251H35ZM49 252H50V251H49ZM51 252H52V251H51ZM33 253H34V252H33ZM43 253H44V252H43ZM90 253H91V252H90ZM111 253H112V252H111ZM146 253H147V252H146ZM3 254H4V253H3ZM17 254H18V253H17ZM22 254H23V253H22ZM30 254H31V253H30ZM48 254H49V253H48ZM64 254H65V252H64ZM102 254H103V253H102ZM131 254H132V253H131ZM148 254H149V253H148ZM152 254H153V253H152ZM105 255H106V254H105ZM132 255H133V254H132ZM140 255H141V254H140ZM224 255H225V254H224ZM226 255H228V254H226ZM230 255H231V253H230ZM255 255H256V254H255ZM7 256H8V255H7ZM15 256H16V255H15ZM30 256L32 257V255H30ZM30 256H29V257H30ZM35 256H36V255H35ZM43 256H44V255H43ZM43 256H42V257H43ZM71 256H72V255H71ZM88 256H90V255H88ZM108 256H109V255H108ZM152 256H153V255H152ZM0 257H1V256H0ZM10 257H11V256H10ZM16 257H17V256H16ZM23 257H24V255H23ZM26 257H27V256H26ZM47 257H48V256H47ZM74 257H75V256H74ZM98 257H99V256H98ZM154 257H155V256H154ZM180 257H181V256H180ZM215 257H216V256H215ZM217 257H218V256H217ZM63 258H64V257H63ZM75 258H76V257H75ZM124 258H125V257H124ZM129 258H130V257H129ZM134 258H135V257H134ZM184 258H185V257H184ZM210 258H211V257H210ZM23 259H24V258H23ZM25 259H26V258H25ZM51 259H52V258H51ZM97 259H98V258H97ZM104 259H105V258H104ZM136 259H137V258H136ZM154 259H155V258H154ZM173 259H174V258H173ZM259 259H260V258H259ZM8 260H10V258H9ZM12 260H13V259H12ZM30 260H31V259H30ZM64 260H65V259H64ZM131 260H132V259H131ZM187 260H188V259H187ZM205 260H206V259H205ZM24 261H25V260H24ZM24 261H23V263H24ZM26 261H27V260H26ZM75 261H76V260H75ZM75 261H74V263H75ZM105 261H106V260H105ZM115 261H116V259H115ZM136 261H137V260H136ZM3 262H4V260H3V258H1V259H0V264H3ZM10 262H11V261H10ZM28 262H30V261H28ZM35 262H36V261H35ZM42 262H43V261H42ZM49 262H50V261H49ZM86 262H88V261H86ZM126 262H127V261H126ZM150 262H151V261H150ZM152 262H153V261H152ZM25 263H26V262H25ZM108 263H109V262H108ZM163 263H164V262H163ZM209 263H210V262H209ZM239 263H240V262H239ZM239 263H238V264H239ZM244 263H245V262H244ZM10 264H11V263H10ZM18 264H20V263H18ZM21 264H22V263H21ZM28 264H30V263H28ZM38 264H39V263H38ZM43 264H44V263H43ZM109 264H110V263H109Z\"/></svg>", "mask_w": 264, "mask_h": 264}]
</instances>
